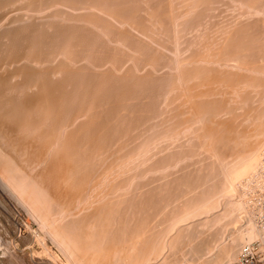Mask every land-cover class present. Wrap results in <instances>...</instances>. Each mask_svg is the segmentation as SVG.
I'll return each instance as SVG.
<instances>
[{
    "label": "rangeland",
    "instance_id": "374dc122",
    "mask_svg": "<svg viewBox=\"0 0 264 264\" xmlns=\"http://www.w3.org/2000/svg\"><path fill=\"white\" fill-rule=\"evenodd\" d=\"M76 0H74L75 2ZM81 1V0H80ZM79 1V6L78 7H82V4L85 2V0L81 1L83 3H81ZM92 1V0H91ZM93 1H97V0H93ZM92 1V2H93ZM101 1V2H100ZM104 1V2H103ZM120 1V3H119ZM126 1V2H125ZM135 1V2H134ZM111 0L110 1H105V0H99V2L96 3L93 2L91 4L90 0L86 1L88 2V6H86V4L83 5V14L85 15L83 17V23H81V26L84 27L86 30H84V28L81 30V33L83 34V41L85 42L84 46L88 47V42L86 43V41H88L90 38V41L94 40V42H90L93 43L91 44V47L89 45V50L88 48H84L87 53L91 52V55L86 54V51L83 49L82 52L78 53L77 59L79 60L81 56V54L83 55V58L80 59L82 60L81 62L84 64H82V69L78 70L76 72V74H74L73 76H71L69 79L71 80H67V84L65 85V88L63 90V92L65 93H69L70 95V99H74L76 96L78 97L81 93V96L83 97H76L75 98V102L73 101L72 103H68L70 105L65 106L66 108H68V119L69 117L72 118L70 115V112L73 113L75 112L73 110V112L70 110L72 107H78L76 104L78 103L77 101H80L79 99L82 98V103H78V105H86V103H84L85 101L87 102L88 99V103H90V105H87L88 107H91L89 109L87 106H85L84 108L80 107L81 109H83V111L86 112V110H89L88 113H85V115H83V119L89 120V121H84L83 123H87L85 125H83V129L85 130V133L83 135L84 138H80V140L82 142L85 143H80L78 141V138L75 137L73 138L75 140V144L76 139L78 141V145H81L84 147L85 144L86 147L78 148L81 149L80 151L75 147L72 146V149L69 145H74L73 142L74 140L71 138H67L66 137V143L67 141L69 145H67L70 149H68V151L65 150L63 151L64 154L65 151L67 152V154H72V156H75V158L79 159L80 165L82 166L84 163V165L82 166V172L80 173L81 175H75L73 176L74 181H72L73 184L72 188L75 187L76 192H77V187L79 188V185L81 187V191L83 192H79L78 195H76V192L73 190L71 191V195L67 194L68 192H70V190L68 191L69 188H71V185L67 186V188L65 186L64 187V191H67L65 194H63V192L60 190L61 188H57L55 185V170H56V174H57V166L61 165V157L64 155L62 153V151L60 150L61 155L58 151V149H55V152H52V155L50 153V157L49 155L46 157V159L43 161H39L36 160L37 162H35L34 164H31L29 162V160L27 159V157L25 156L28 153V158L29 154H32V152L34 151H30L26 150L28 152H26V154L24 155L25 152H22L23 154H20L21 157L18 155V153H16L15 151H11V149L7 148L6 146H4V143L6 145V142L4 140H2L0 138V151L1 153H3V155L5 154L7 159H11L15 156H19V157H15L14 160L11 159V161H13V163H8L7 166H9L10 164V168L7 166L3 167L0 166V175H2L0 178L2 180L1 183L4 182L5 185H7L6 187H3L4 184H0V237L2 239V248H0V264H183L185 263H189V264H206L207 260L210 264H213L214 262L218 261L219 259H221V257L223 255V251L225 250L224 247L226 248L229 244L232 247L235 246L236 248V254L240 251L239 247H242L241 245L249 242L252 240L253 238V231L249 230V229H245V227L242 225V221L239 219V212L241 210V205L237 202L238 200L237 195H243L244 194V183L247 182H253L252 175H254L258 170L261 169L262 164H263V158H264V0H210V2H208L209 0H187V2L184 0ZM144 1V2H143ZM149 2V4L147 2ZM156 1V2H155ZM158 1V2H157ZM166 3L165 5H168L165 7V5L163 4L164 2ZM173 1V2H172ZM201 1V2H200ZM204 1V2H203ZM247 1V2H246ZM103 2V4H102ZM141 4H140V3ZM146 2V3H145ZM162 3V4H158V3ZM185 4H184V3ZM206 2V3H205ZM260 2V3H259ZM95 3V4H94ZM109 3V4H108ZM125 5H124V4ZM136 3V4H135ZM180 3V4H179ZM198 3V4H197ZM202 3V4H201ZM254 5H253V4ZM258 3V4H257ZM91 4V6H90ZM99 4V6H98ZM114 4V5H113ZM123 4V5H122ZM146 4V5H144ZM197 4V5H196ZM209 4V5H208ZM245 4L247 6H245ZM81 5V6H80ZM92 5H96L98 10L96 9L95 6V10L93 11ZM104 5V7H103ZM112 5V6H111ZM116 5V6H115ZM127 5V6H126ZM130 5V6H129ZM134 5V6H133ZM139 5V8H138ZM202 5V6H201ZM252 9H251V7ZM100 6L103 7L104 10L101 11ZM107 6V7H106ZM119 8H118V7ZM126 6V7H125ZM129 6V8H128ZM137 6V7H136ZM146 6V8H145ZM148 6V7H147ZM163 6V7H161ZM176 6V7H175ZM263 6V8H261ZM88 7V9L86 8ZM91 7V9H89ZM135 7V8H134ZM154 9H153V8ZM158 7V8H157ZM113 8V9H112ZM127 8V9H126ZM142 8V10H141ZM148 8V10H147ZM157 10H156V9ZM169 10H168V9ZM173 8V9H172ZM176 8V9H175ZM261 8V9H259ZM91 10L90 13H88V11ZM109 9V10H108ZM112 9V10H110ZM122 9V10H121ZM167 9V10H166ZM258 9V10H257ZM85 10V11H84ZM108 12H104V11ZM127 10V12H126ZM133 10V11H132ZM137 10V11H136ZM156 10V11H155ZM177 10V11H176ZM87 11V13H86ZM96 11V12H95ZM109 11L111 12V14H109ZM118 11V12H117ZM123 11V12H122ZM146 11H149V13L147 14ZM155 11V12H154ZM167 11V12H166ZM249 11V12H248ZM253 11V12H252ZM259 11V12H258ZM132 12V13H131ZM170 12V13H169ZM179 12V13H178ZM94 13H96V17H98L99 19H96L94 15ZM101 13V14H100ZM107 13V14H106ZM115 13H120L118 17H116L117 15H115ZM151 13V14H150ZM161 13V15H160ZM163 13V15H162ZM167 13V14H166ZM247 13V14H246ZM250 13V14H248ZM253 13V14H251ZM88 14H91L88 16ZM135 14V16H134ZM139 14V15H138ZM177 14V15H176ZM233 14V15H231ZM236 14V16H235ZM239 14V15H238ZM245 14V16H244ZM87 15V16H86ZM98 15V16H97ZM111 15V16H110ZM115 15V17H114ZM152 15V16H151ZM166 17H165V16ZM170 15V16H169ZM172 15V16H171ZM179 15V16H178ZM252 15V16H251ZM257 15H259V17H257ZM263 15V16H262ZM101 19H100V17ZM103 16V18H102ZM108 16V17H107ZM120 16L122 19H120ZM136 16H140L138 18H136ZM150 16V17H148ZM163 16V17H162ZM235 16V17H234ZM248 16V17H247ZM88 17V19H86ZM114 17V20H113ZM162 17V19L160 18ZM177 17V18H176ZM233 20H232V18ZM239 17V18H238ZM244 17H246L244 19ZM89 18H91L89 20ZM94 18V20H93ZM107 18V19H106ZM147 18V19H146ZM151 18V19H150ZM156 18V19H155ZM173 18V19H172ZM198 18V19H197ZM263 18V19H262ZM85 19V20H84ZM102 22V20H104ZM117 19V20H116ZM126 19H128L126 21ZM130 19V20H129ZM170 19V20H169ZM197 19V20H196ZM239 19V21L237 20ZM259 19H261V21H259ZM87 20V22H86ZM92 20V21H91ZM96 20V21H95ZM107 20V21H106ZM110 20V21H108ZM122 20H124V22H122ZM157 20V21H156ZM169 20V21H168ZM178 20V21H177ZM196 20V21H195ZM231 22H230V21ZM237 20V21H236ZM241 20V21H240ZM256 20L259 25L257 24ZM90 21V22H89ZM95 21V22H94ZM100 21V22H99ZM112 21L113 24L109 25L110 22ZM145 21V22H144ZM148 21V22H147ZM155 21V22H154ZM175 21V22H174ZM236 24H235V22ZM243 21V22H242ZM246 21V22H245ZM103 25H102V23ZM109 22V24H108ZM131 22V23H130ZM234 22V23H232ZM256 22V23H255ZM262 22V23H261ZM98 23V24H95ZM107 23V24H106ZM123 25H122V24ZM125 23V24H124ZM134 23V24H133ZM141 23V24H140ZM154 23V25H153ZM171 23V24H170ZM173 23V24H172ZM178 23V24H177ZM230 23V24H229ZM238 23H242V24H238ZM249 23V25L247 24ZM255 23V24H254ZM91 24V25H89ZM129 24V25H128ZM133 24V25H132ZM146 24V25H145ZM152 24V25H151ZM170 24V26H169ZM247 24V26H245ZM252 24V26H251ZM254 24V25H253ZM101 25V26H99ZM107 27H106V26ZM113 25V26H112ZM151 25V26H150ZM234 27H232V26ZM88 26V28H87ZM110 26L112 28H110ZM115 26H119V27H115ZM130 26V27H129ZM153 26V27H152ZM166 26V28H165ZM168 26H169V34L167 32L168 30ZM243 26V27H242ZM259 26V27H258ZM263 26V27H261ZM99 27V28H98ZM106 27V30L105 28ZM147 27V28H146ZM242 27V28H241ZM247 27H249L247 29ZM258 27V28H256ZM90 28V31H89ZM94 28V30H93ZM96 28V29H95ZM108 28L112 29V33L111 30H109ZM116 28V29H115ZM132 30H131V29ZM139 28V29H138ZM151 28V29H149ZM152 28L154 30H152ZM251 28V29H250ZM254 28V29H252ZM88 29V30H87ZM136 31H135V30ZM230 29V30H228ZM250 29V30H249ZM258 29V30H257ZM93 30V31H92ZM115 30V31H114ZM120 30V31H119ZM125 30V32H124ZM141 32H140V31ZM147 30V32H146ZM239 32H238V31ZM249 30V31H248ZM254 30V31H252ZM258 33V35L255 33ZM95 31V32H94ZM104 31V32H103ZM166 31V32H165ZM173 31V32H172ZM244 31V32H243ZM251 31V32H250ZM84 32V33H83ZM88 32L91 34H88ZM92 32V33H91ZM100 33V38L99 35L97 33ZM107 32V33H106ZM116 32V33H115ZM120 34H119V33ZM122 32V34H121ZM129 32V33H128ZM136 32V33H135ZM143 32V33H142ZM172 32V33H171ZM235 34H234V33ZM249 32V33H248ZM254 32V33H253ZM261 32V33H260ZM87 34L86 39L88 38V40H85V35ZM94 33L95 36H94ZM103 33V34H102ZM105 33V34H104ZM118 33V34H117ZM140 33V34H139ZM146 33V34H145ZM149 33V34H148ZM171 33V34H170ZM246 33V34H245ZM71 34H76L78 35V33H73V31L71 32ZM81 34V35H82ZM85 34V35H84ZM112 34V35H111ZM144 34V35H143ZM241 34V35H240ZM245 34V35H243ZM247 34L249 36H247ZM253 34V35H252ZM256 34V36L254 35ZM261 34V35H260ZM80 34L78 36H81ZM110 35V37H109ZM124 35V36H123ZM138 35V36H137ZM142 35V36H141ZM148 35V36H146ZM168 35V36H167ZM251 35V36H250ZM90 36V38H89ZM103 38H102V37ZM124 38H123V37ZM130 36H132L130 38ZM240 39H239V37ZM243 36V37H242ZM263 36V37H262ZM82 37V36H81ZM95 37V38H94ZM114 37V38H113ZM120 37V38H119ZM128 37V38H127ZM252 37V39H251ZM255 37V38H254ZM98 38V39H97ZM105 38V39H104ZM130 38V40H129ZM133 38V39H132ZM101 39V40H100ZM119 39V40H118ZM126 39V40H124ZM132 39V40H131ZM137 39V41H136ZM139 39V40H138ZM237 39V40H236ZM250 39V40H249ZM257 39V40H255ZM97 40V42H96ZM109 40V41H108ZM110 40H113V42ZM116 40V41H115ZM118 40V41H117ZM144 42V44L142 43V41ZM234 40V41H233ZM250 42H248V41ZM252 40V41H251ZM104 41V43H103ZM121 41V42H120ZM128 41V42H127ZM133 41V42H132ZM141 41V42H140ZM148 41V42H147ZM224 41V42H223ZM237 41V42H236ZM242 41V42H241ZM257 41V42H256ZM83 42V44H84ZM115 42V43H114ZM117 42V43H116ZM236 42V43H235ZM253 42V44H252ZM89 43V44H90ZM97 43V46H95ZM127 43V44H126ZM132 43V44H131ZM135 43V44H134ZM245 43V44H243ZM250 43V44H249ZM95 44V45H94ZM106 44V45H105ZM112 44V45H111ZM114 44V45H113ZM129 44V45H128ZM135 46H134V45ZM138 44V45H137ZM148 44V45H147ZM235 46H232V45ZM237 44V45H236ZM243 44V45H242ZM93 45V46H92ZM104 45V46H103ZM128 45V47H127ZM131 45V46H130ZM134 46V49L133 46ZM142 45V46H141ZM146 45V46H145ZM230 45V46H229ZM239 45V46H238ZM247 45V46H245ZM253 45V46H251ZM261 45V46H260ZM95 46V48H94ZM114 46V47H113ZM119 46V47H118ZM137 46V47H136ZM140 46V47H139ZM145 46V47H144ZM167 46V48H166ZM223 46V48H222ZM241 46V47H240ZM251 46V47H250ZM260 46V47H258ZM105 47V48H104ZM113 49V50H111ZM118 47V49H116ZM132 47V48H130ZM256 47V48H255ZM95 49L92 50L91 49ZM99 48V49H98ZM109 48V49H108ZM120 48V49H119ZM139 48V49H138ZM147 48H149L147 50ZM244 48V49H243ZM101 49V50H100ZM115 49V50H114ZM138 49V50H137ZM141 49V50H140ZM241 49V50H240ZM261 49V50H260ZM105 52H100L102 51ZM108 50V51H107ZM124 50V51H123ZM145 50V51H144ZM230 50V51H229ZM237 50V51H236ZM97 51V52H96ZM139 51V52H138ZM148 51V52H147ZM262 51V52H261ZM71 52V51H70ZM68 53V58L70 59V55L73 53ZM95 52V53H94ZM150 52V53H149ZM160 54H159V53ZM252 52V53H251ZM81 53V54H80ZM101 53V54H100ZM107 53V54H106ZM117 53V54H115ZM126 53V54H125ZM131 53V54H129ZM145 53V54H142ZM149 53V54H146ZM153 53V54H152ZM71 55V57L74 59V57L76 58L75 55ZM94 54V55H93ZM105 54V56H104ZM120 54V55H119ZM128 54V55H127ZM158 54V56H157ZM163 54V55H162ZM249 54V55H248ZM257 54V55H255ZM101 57H99V56ZM132 55V56H130ZM91 56V58H90ZM95 56V57H93ZM104 56V57H103ZM125 56V57H124ZM129 56V57H128ZM161 56V57H160ZM232 56V57H231ZM239 56V57H238ZM241 56H244L243 58H241ZM248 58H247V57ZM261 56V57H260ZM80 57V58H79ZM103 57V58H102ZM113 57V58H112ZM118 57V58H117ZM121 57V59H120ZM124 57V58H123ZM246 57V58H245ZM71 58V59H72ZM99 60H98V59ZM110 58V59H108ZM132 58V59H131ZM252 58V59H251ZM256 58L259 60H256ZM85 59V60H84ZM89 61H88V60ZM104 60V64H103V60ZM112 59V60H111ZM114 59V60H113ZM123 59H125L124 61L127 63H125L123 61ZM261 59V61H260ZM120 60V61H119ZM251 60V61H250ZM254 60V61H253ZM256 60V61H255ZM99 61V62H98ZM102 63H101V62ZM109 61H110V65H109ZM115 61V62H114ZM119 61V64H118ZM124 62V64L122 65L120 62ZM249 61V62H248ZM92 62V63H91ZM98 63V64H97ZM100 63V64H99ZM130 63V64H129ZM255 63V64H254ZM260 63V64H259ZM90 68V69H86L84 67L85 66ZM97 64V65H96ZM245 66H244V65ZM258 64V65H257ZM102 65V66H101ZM121 65V66H120ZM256 65V66H255ZM84 66V67H83ZM90 66V67H89ZM94 66V67H93ZM97 66V67H96ZM108 66V67H107ZM110 66V68H109ZM119 66V67H118ZM254 66V67H253ZM100 67V68H99ZM121 67V68H120ZM244 67V68H243ZM250 67V68H249ZM128 68V70H127ZM95 69V70H94ZM101 69V70H100ZM107 69V71H106ZM124 71H122V70ZM131 69V70H130ZM243 71H242V70ZM263 69V70H262ZM112 70V72H111ZM119 70V71H118ZM251 70V72H250ZM85 71V72H82ZM95 71V72H94ZM97 71V72H96ZM103 71H106L105 73ZM116 71V72H115ZM246 71V72H245ZM80 72V73H79ZM94 76H92V73ZM128 72V73H127ZM130 72V73H129ZM83 73V74H82ZM98 73V74H96ZM112 75V78L110 77V75ZM119 73V75H118ZM125 73V74H124ZM144 73V74H143ZM81 74V76H80ZM96 74V75H95ZM106 74V75H105ZM118 75V77L120 78H116V76ZM148 74V75H147ZM235 74V75H234ZM252 74V75H251ZM260 74V75H259ZM76 75V76H75ZM84 75V76H82ZM90 75V76H88ZM98 75L101 77V79H99L100 77H98ZM125 75V76H124ZM129 75V76H128ZM241 75V76H240ZM97 76V77H95ZM107 76V77H105ZM131 76V77H130ZM146 76V77H145ZM152 76V77H151ZM75 77V78H74ZM77 77V78H76ZM80 77V78H79ZM82 77V79H81ZM87 77V78H86ZM91 77V79H90ZM95 77V79H93ZM126 77V78H125ZM135 77V79H134ZM150 77V78H149ZM156 77V78H155ZM79 78V79H78ZM114 78V79H113ZM116 78V79H115ZM123 78V79H122ZM142 78V80H141ZM148 78V79H147ZM160 78V79H158ZM162 78V79H161ZM231 78V79H230ZM62 79V76H56L55 77V81H60ZM76 79V81H74ZM81 79V81H80ZM84 79V80H83ZM88 79V80H87ZM90 79V81H89ZM98 79V80H97ZM104 79V80H103ZM130 79V82H129ZM157 81H156V80ZM239 79V80H238ZM86 80V81H85ZM100 80V81H99ZM109 80V81H108ZM111 80V81H110ZM115 80V81H114ZM119 80V81H118ZM137 80V81H135ZM160 80V81H159ZM238 80V83L237 81ZM243 80V81H242ZM69 83L71 84H68ZM96 81V82H95ZM106 81V82H105ZM114 81V82H113ZM127 84H126V82ZM232 81H234V84L232 83ZM246 81V82H245ZM249 81V82H248ZM74 82V83H73ZM76 82H78L79 84H77ZM87 82V85H86ZM90 82V83H89ZM93 82V83H92ZM121 82V83H120ZM125 82V83H124ZM136 82V84L134 83ZM139 82V84H138ZM141 82V83H140ZM146 82V83H145ZM260 82V83H259ZM81 83V85H80ZM89 83V85H88ZM100 83V84H99ZM103 83V84H102ZM110 83V84H108ZM112 83V84H111ZM118 83V84H117ZM131 83V84H129ZM75 84V85H74ZM91 84V85H90ZM93 84V85H92ZM98 84V85H97ZM122 84V85H121ZM129 85L126 86V85ZM139 86H138V85ZM141 84V85H140ZM144 84V86L142 85ZM158 84V85H157ZM232 84V86H231ZM70 85V86H67ZM80 85V86H79ZM84 85V86H82ZM96 85V86H95ZM100 85V87H98ZM107 85V86H106ZM109 85V86H108ZM124 85V87H123ZM154 85V86H153ZM249 85V86H248ZM258 85V86H257ZM80 89H83L79 90ZM94 88H93V87ZM102 86V87H101ZM104 86V87H103ZM135 86V88H134ZM149 86V87H148ZM68 87V88H67ZM83 87V88H82ZM92 87V88H91ZM116 87V88H115ZM121 87V88H120ZM132 87V88H131ZM137 87V88H136ZM140 87V90H139ZM152 87V89L150 88ZM156 87V89H155ZM160 87V88H158ZM236 87V88H235ZM251 87V88H250ZM67 88V89H66ZM70 88H73L70 90ZM76 88V90H75ZM91 88V91L90 89ZM97 88V91H96ZM115 88V89H114ZM127 88V90L125 89ZM142 88V89H141ZM163 88V89H162ZM234 88V89H233ZM243 88V89H242ZM111 91H110V90ZM120 89V90H119ZM125 91H123V90ZM133 89V90H132ZM137 89V90H136ZM146 89V90H145ZM240 89V90H239ZM87 90V91H86ZM94 90V91H93ZM99 90L101 91L99 93ZM108 92H106V91ZM114 90L116 92H114ZM118 90V91H117ZM132 90V91H131ZM144 90V91H143ZM151 90V91H150ZM158 90V91H156ZM239 90V91H238ZM260 90V91H259ZM67 91V92H66ZM71 91V92H69ZM75 91V92H73ZM77 91V93H76ZM79 91V92H78ZM91 94H93L91 96V94L89 95V92ZM103 91V92H102ZM124 93H123V92ZM130 91V92H129ZM135 91V92H134ZM148 91V92H147ZM156 92L153 94V92ZM243 91V92H242ZM83 92V93H82ZM93 92H96L95 94ZM114 92V93H113ZM129 92V93H128ZM131 92L133 93V96L131 95ZM147 92V94H146ZM160 92V93H159ZM162 92V94H161ZM263 92V93H262ZM77 95H76V94ZM79 93V94H78ZM111 93H113V95L111 96ZM123 96H121L120 94ZM126 93V94H125ZM135 93V94H134ZM145 93V94H143ZM149 93V94H148ZM151 93V94H150ZM253 93V94H252ZM75 94V95H74ZM82 94H87V95H82ZM100 96V98L102 97V99H100L98 97V95ZM104 94V95H103ZM106 94V95H105ZM110 94V95H109ZM130 94V95H129ZM143 94V95H142ZM156 94V95H155ZM157 94H159L160 96H158ZM256 94V95H255ZM73 95V96H72ZM115 95V96H114ZM118 95V96H116ZM126 95L128 97H126ZM149 95V96H148ZM155 95V96H154ZM192 95V96H191ZM233 95V96H232ZM261 95L263 97H261ZM88 96L92 97V101L89 102L91 100V97L88 98ZM111 96V98L109 97ZM139 96V98L137 97ZM154 96V97H153ZM158 96V97H156ZM191 96V97H190ZM245 96V97H244ZM87 97V98H86ZM104 97H108L106 99H104ZM114 97V98H112ZM115 97L117 98V100L115 99ZM120 102L119 101V98ZM126 99L123 100V98ZM142 97V98H141ZM156 97V98H155ZM261 99H260V98ZM86 98V99H85ZM94 98V99H93ZM100 100H99V99ZM110 98V99H109ZM135 98V100H134ZM191 98V99H190ZM251 98V99H250ZM77 99V101H76ZM85 99V100H84ZM90 99V100H89ZM104 99V100H103ZM128 99L130 101H128ZM133 99V101H132ZM138 101H137V100ZM151 99V100H150ZM158 99V100H157ZM161 99V100H160ZM255 99V100H254ZM69 100V99H68ZM94 100V101H93ZM98 100V101H97ZM108 100L109 103H108ZM127 100V101H126ZM142 100V101H140ZM195 100V101H194ZM203 100V101H201ZM80 101V102H81ZM112 101V102H111ZM116 101V103H115ZM145 101V102H144ZM154 103H153V102ZM155 101L158 102V104L156 105ZM164 101V102H163ZM263 103H262V102ZM96 102V103H95ZM102 102V103H101ZM114 102V103H113ZM125 102V103H124ZM129 102V103H128ZM152 102L150 105L149 103ZM164 103L162 105V103ZM217 102V103H215ZM255 102V103H254ZM95 103V104H94ZM110 103H113L112 105H110ZM120 103V104H118ZM123 105H122V104ZM133 103V104H132ZM145 105H144V104ZM205 103V104H204ZM250 103V105H249ZM98 104V105H97ZM101 104L102 107H104L105 111L103 110V108H101ZM154 106H153V105ZM204 104V105H203ZM253 104V105H252ZM261 104V105H260ZM72 105V106H71ZM75 105V106H73ZM79 105V106H80ZM93 105L98 106L96 108V106L93 107ZM104 105V106H103ZM109 106V110L113 113H111L106 107ZM116 108H115V106ZM118 105V106H117ZM126 107H125V106ZM129 105V106H128ZM131 105V106H130ZM134 105V106H133ZM137 105V106H136ZM142 105V106H141ZM152 105V106H151ZM70 109H69V107ZM100 106V107H99ZM145 106V108H144ZM151 106V107H150ZM76 107L74 109H76ZM112 107V108H110ZM124 107V108H123ZM141 107V108H140ZM150 107V108H149ZM164 107V108H163ZM121 109V110H117V109ZM123 108V109H122ZM127 108V109H125ZM133 108V109H132ZM138 108V109H137ZM140 108V110H139ZM143 108V109H142ZM148 108V109H147ZM155 108V109H153ZM73 109V108H72ZM80 109V110H81ZM98 109V110H97ZM112 109V110H111ZM157 109V110H156ZM191 109H193L191 111ZM79 110V108H77V111ZM95 110V111H93ZM100 110V111H99ZM129 110V111H126ZM229 110V111H228ZM236 110V112H235ZM259 110V111H258ZM67 111V109H66ZM77 111L75 112V114L77 116H79V113H77ZM94 113H93V112ZM103 111V113H102ZM156 111V112H154ZM163 111V112H162ZM165 111V112H164ZM215 111V112H214ZM82 112V111H81ZM80 112V114H81ZM90 112L92 114V117H90ZM96 112H99L101 114H96ZM109 112L111 113L110 115ZM114 112H117L116 114H114ZM122 112V115L121 113ZM131 112V113H130ZM148 112V113H147ZM190 112V113H189ZM198 112V113H197ZM83 113V112H82ZM126 113V114H125ZM150 113V114H149ZM105 114V116L107 117V119H105L106 117H103ZM107 114V115H106ZM120 114V115H119ZM141 114V115H140ZM154 114V115H153ZM192 114V115H191ZM213 114V115H211ZM230 114V116L228 115ZM74 114H72L73 116ZM89 116V117H85V116ZM95 115V116H93ZM99 115V117L97 116ZM116 115V116H115ZM128 115V116H127ZM131 115V116H130ZM136 115L138 117H136ZM145 115V116H144ZM153 115V116H152ZM158 115H161L158 116ZM166 117H165V116ZM194 115V116H193ZM220 115V116H219ZM222 115V116H221ZM227 115V116H226ZM75 116V115H74ZM75 116V117H77ZM112 122H111V119ZM121 117L120 121L118 119V117ZM141 116V117H140ZM143 116V117H142ZM148 116V117H147ZM158 116V118L156 119V117ZM193 116V117H192ZM216 116V117H215ZM258 116V117H257ZM74 117V118H75ZM98 119H97V118ZM103 117V118H101ZM115 117V119H114ZM123 117V118H122ZM132 117V119H131ZM135 117V118H134ZM150 117H152L150 119ZM230 117V119H229ZM91 118H93V120H91ZM134 118V119H133ZM140 118H146L141 120ZM155 118V119H154ZM165 118V119H164ZM214 118V119H213ZM97 119V120H96ZM102 119V120H100ZM110 121H109V120ZM114 119V121H113ZM118 119V121L116 120ZM129 119V121H128ZM170 119V120H169ZM250 119V120H249ZM95 120V122H94ZM105 120V121H104ZM108 120V122H107ZM116 120V121H115ZM124 120V121H122ZM131 120V121H130ZM133 120V122H132ZM136 120V122H135ZM138 120V121H137ZM155 122H154V121ZM70 121V119L68 120ZM73 121V118H72ZM71 121V122H72ZM83 121V120H82ZM101 123L99 125V123ZM101 121V122H100ZM145 123H144V122ZM150 121V122H149ZM153 121V122H152ZM160 121V122H159ZM211 121V122H210ZM214 121V122H213ZM248 121V122H247ZM256 123H254V122ZM76 121L74 120V123ZM92 122V124H91ZM120 125H116V123ZM121 122V123H120ZM131 122V123H130ZM152 122V123H151ZM158 122V123H157ZM169 122V123H168ZM90 123V124H89ZM106 123V124H103ZM115 123V124H114ZM123 123V124H122ZM141 123V125H140ZM150 123L152 126H150ZM156 123V124H155ZM160 123V124H159ZM167 123V124H166ZM211 123V124H210ZM261 123V124H260ZM70 124V122H69ZM77 124V123H75ZM94 124H98L95 126V130L93 129ZM114 124V125H113ZM133 124V125H132ZM136 124V125H135ZM146 124V125H143ZM263 124V125H262ZM0 125L3 129V137L7 139V135L12 136L10 133H6L9 132V129L7 128V125L2 124L0 122ZM5 130H4V127ZM89 125V126H88ZM105 125V126H104ZM107 125V126H106ZM112 125V127H111ZM123 125V126H122ZM127 125V126H126ZM140 125V126H139ZM148 125V126H147ZM156 125V126H155ZM160 125V126H159ZM174 125V126H172ZM262 125V126H261ZM86 126V127H85ZM92 126V127H90ZM99 126V127H98ZM104 126V127H103ZM109 126V127H108ZM119 126V127H118ZM126 126V127H125ZM133 126V127H132ZM143 126V127H142ZM173 129H172V127ZM212 126V127H210ZM224 126V127H223ZM99 129H97V128ZM108 128V132L107 129L105 131V128ZM115 127V128H114ZM128 127V128H127ZM138 127V128H137ZM147 127V128H146ZM159 127V128H156ZM163 127V128H161ZM166 127V128H165ZM170 127V128H169ZM90 128L91 133L94 137H90V133L88 134L87 137V133L90 132ZM104 128V129H102ZM119 128V129H118ZM156 128V130H155ZM256 128V129H255ZM8 129V131H7ZM82 129V131H83ZM102 130V134L98 132H100ZM113 129V130H111ZM124 129V130H122ZM129 129V130H128ZM137 129V130H136ZM169 129V130H168ZM218 129V130H217ZM258 129V130H257ZM1 130V129H0ZM104 130V131H103ZM118 130V131H117ZM143 130V131H142ZM151 130V132H150ZM154 130V131H153ZM160 130V132H159ZM162 130V131H161ZM88 131V132H87ZM113 131V132H112ZM117 131V132H116ZM131 131V132H130ZM177 131V132H176ZM87 132V133H86ZM119 132V134H118ZM124 134H121L123 133ZM136 132V133H134ZM141 132V134L139 133ZM173 132V135H172ZM7 135H6V134ZM82 133V132H81ZM106 133V134H105ZM116 133V134H115ZM129 133V134H128ZM133 133V134H131ZM184 133V134H183ZM237 133V135H236ZM98 134V135H95ZM112 136H110V135ZM114 134V137H113ZM121 134V135H120ZM145 134V135H144ZM149 134V135H147ZM154 134V135H153ZM157 134V135H156ZM171 134V135H170ZM183 134V135H181ZM222 134V135H221ZM102 135V138H101ZM104 135L106 138H104ZM109 135V136H108ZM131 135V136H129ZM161 135V137H160ZM220 135V136H219ZM235 135V136H234ZM241 135V136H240ZM257 135V136H256ZM8 136V139L10 138ZM98 136V137H97ZM100 136V137H99ZM109 138H108V137ZM151 136L154 138L152 139ZM166 136V137H164ZM175 138H173V137ZM239 136V137H238ZM255 136V137H254ZM260 136V137H259ZM1 137V136H0ZM80 137V136H78ZM82 137V135H81ZM130 139H128V138ZM138 137V138H137ZM147 137V139H146ZM150 137V138H149ZM157 137V138H156ZM160 139H159V138ZM220 137V138H219ZM237 140H236V138ZM259 137V138H258ZM63 138V135H62ZM89 142V147L87 146L86 140ZM89 138V139H88ZM92 138V139H91ZM96 138V139H95ZM109 140H108V139ZM112 138V140L110 139ZM115 138V140H114ZM132 138V139H131ZM136 138V139H135ZM144 140H143V139ZM184 138V139H183ZM234 138V139H233ZM246 138V139H244ZM258 138V139H257ZM68 139V140H67ZM72 143H71V141ZM92 141H91V140ZM107 139V140H106ZM125 139V140H123ZM135 139V140H134ZM150 139V140H149ZM151 139L153 140V142L151 141ZM164 139V140H163ZM230 139V141H228ZM248 139V140H247ZM123 140V142H121ZM139 140V141H138ZM155 140V141H154ZM246 140V142H245ZM91 141V142H90ZM95 141V142H94ZM100 141V142H99ZM105 141V142H104ZM112 143H111V142ZM131 141V142H129ZM133 141V142H132ZM150 141V142H149ZM158 141V142H157ZM176 141V142H174ZM248 141V142H247ZM94 144H93V143ZM96 142H99L98 145ZM103 144H102V143ZM108 142V144H107ZM110 142V144H109ZM116 144H115V143ZM135 142V144H134ZM138 142V143H137ZM144 142V143H143ZM147 142V143H146ZM152 142V143H151ZM156 142V143H155ZM178 142V143H177ZM214 142V143H213ZM224 144H223V143ZM228 142V143H227ZM233 142V143H232ZM242 142V143H241ZM131 143V144H130ZM139 143L141 145V147L139 146ZM155 143V144H154ZM159 144V146H157ZM163 143V144H162ZM176 145H175V144ZM231 145H230V144ZM93 144V145H92ZM104 144L106 146H104ZM114 145L117 148L115 149V147L111 146ZM139 146H137V145ZM147 144V145H146ZM150 144V146H149ZM216 144V145H215ZM229 146H227V145ZM2 145V146H1ZM77 145V146H78ZM95 145V147H94ZM100 145V146H99ZM102 145V146H101ZM110 145V146H108ZM121 145V146H120ZM129 145V146H128ZM143 145V146H142ZM155 145L157 147H155ZM182 145V146H181ZM223 145V146H222ZM94 148H93V147ZM131 146V147H130ZM134 146V147H133ZM137 146V148H135ZM145 146L146 149H144L143 147ZM154 148H153V147ZM179 146V147H177ZM234 146V147H233ZM1 147L3 149H1ZM67 147V148H68ZM74 147V148H73ZM89 149H88V148ZM97 147V149H96ZM102 147V148H101ZM115 150H112L113 148ZM122 147V148H121ZM125 147V148H124ZM168 147V148H167ZM170 147V148H169ZM172 147V148H171ZM224 147V148H223ZM7 148V149H5ZM105 148V149H104ZM110 148V149H109ZM119 148V149H118ZM131 148V149H130ZM135 148V149H134ZM143 148V149H142ZM150 148V150H149ZM182 150H181V149ZM219 148V149H218ZM5 149V150H4ZM87 149V150H86ZM92 149V152L91 150ZM94 149V150H93ZM101 153H99L97 155L98 152L97 150H101ZM118 149V150H117ZM125 151H122L124 150ZM137 149V150H136ZM141 149V150H139ZM161 149V150H160ZM166 149V151H165ZM173 149V150H172ZM180 149V151H179ZM234 149V150H233ZM242 149V150H241ZM9 150V151H8ZM72 150L74 152H72ZM106 150V151H105ZM110 151L108 154L107 152ZM112 150V151H111ZM121 150V154H118V152ZM132 150V151H131ZM153 150V151H151ZM158 150V151H157ZM160 150V151H159ZM163 150V151H162ZM172 150V151H171ZM223 150V151H222ZM259 150V151H258ZM54 151V150H53ZM71 151V152H70ZM86 151V152H85ZM91 155H90V153ZM95 151V152H94ZM142 151V152H141ZM157 151V153L155 152ZM178 151V152H177ZM213 151V152H212ZM216 151V152H215ZM236 151V152H235ZM14 152V153H13ZM20 152V151H19ZM30 152V153H29ZM58 152V154H57ZM83 152V153H82ZM85 152V153H84ZM94 152V153H93ZM105 152V154H104ZM133 152V153H132ZM140 152V153H138ZM143 152L146 154H143ZM149 152V153H148ZM151 152V153H150ZM153 152V153H152ZM170 152V153H169ZM212 152V153H211ZM231 152V154L229 153ZM256 152L258 154H256ZM75 155H74V154ZM78 153V154H77ZM81 153V154H79ZM89 153V154H87ZM92 153L94 154L92 156ZM117 153V154H116ZM124 153V154H123ZM129 153V154H128ZM136 153V155H135ZM142 153V154H141ZM155 153V154H154ZM175 153V154H174ZM177 153V154H176ZM183 153V154H182ZM215 153V154H214ZM223 153V154H222ZM253 153V154H252ZM12 154H16L14 156H12ZM83 154V156H81ZM85 154V155H84ZM103 154V156L101 155ZM111 154V155H110ZM126 154V155H125ZM153 154V155H152ZM159 154V155H158ZM165 154V155H164ZM168 156H167V155ZM230 154V155H229ZM261 154V155H260ZM24 155V156H23ZM77 155L79 157H77ZM105 155V156H104ZM109 156V161L106 159L107 156ZM115 155V156H112ZM128 155V156H127ZM139 155V156H138ZM144 155V156H143ZM152 155V156H151ZM163 155V156H162ZM182 157H179V156ZM224 155V156H223ZM227 155V157H226ZM253 157H251V156ZM260 155V156H259ZM31 159H34V155H30ZM33 156V158H32ZM53 156V158H52ZM55 156V157H54ZM60 156V157H59ZM85 156L88 157V159H86L87 163H89V165L86 163V161H84ZM97 156V157H96ZM117 156V157H116ZM124 156V159H123ZM159 156V157H158ZM192 156V157H190ZM212 156V157H211ZM255 156V157H254ZM257 156V157H256ZM262 156V157H261ZM24 157V158H23ZM26 157V158H25ZM58 157L60 158V164L58 162ZM68 158H72L70 155L67 156ZM66 157V158H67ZM90 157H92L90 159ZM105 157V159L102 158ZM112 157V158H111ZM116 159H115V158ZM126 157V158H125ZM128 157V158H127ZM130 157L132 159H130ZM149 157H152L153 159L150 158V160L148 159ZM194 157V158H193ZM197 159H196V158ZM21 158V160H20ZM83 158L84 160L82 161ZM114 158V159H113ZM122 158V159H121ZM141 158V159H140ZM165 161H164V159ZM187 158V159H186ZM191 158V159H190ZM212 158V159H211ZM214 158V159H213ZM244 158V159H243ZM251 158V159H249ZM25 159V160H24ZM47 159L49 160V162H47ZM63 159V157H62ZM81 159V160H80ZM96 159H99V161H95ZM112 159V160H111ZM127 161H126V160ZM140 161H138V160ZM147 159V160H146ZM163 159V160H162ZM215 159L217 160V162H214ZM259 159V160H258ZM16 160V161H15ZM56 162H55V161ZM65 160V157H64ZM63 160V162H64ZM101 160V161H100ZM105 162H104V161ZM116 160V161H114ZM137 160V161H136ZM145 160L144 163H142ZM153 160V161H152ZM157 160V161H156ZM171 160V161H170ZM187 162H186V161ZM192 160V161H191ZM211 160V161H210ZM219 160V161H218ZM248 160V161H246ZM9 161V162H11ZM20 161V163L18 164L19 166L17 167V163ZM24 161V163L22 162ZM26 161V162H25ZM94 163H93V162ZM107 161V163H106ZM114 161V162H113ZM124 161V162H123ZM142 161V162H141ZM150 161V162H149ZM160 161V162H159ZM170 161V162H169ZM181 161V162H179ZM183 161V162H182ZM192 164H191V162ZM234 161V162H232ZM246 161V162H245ZM255 161V162H254ZM259 161V162H258ZM29 162V163H28ZM41 162V163H40ZM44 162V163H43ZM49 163V165L46 163ZM84 162V163H82ZM92 162V163H91ZM98 162V163H97ZM111 162V163H110ZM120 162V163H119ZM152 162H154L153 164H151ZM167 162V163H166ZM169 162V163H168ZM178 162L180 164H178ZM190 162V163H189ZM220 162V164H218ZM239 162V163H238ZM244 162V163H243ZM26 165L28 166H25ZM28 163V164H27ZM82 163V164H81ZM103 163V164H102ZM137 165H136V164ZM157 163V164H156ZM199 163V164H198ZM208 163V164H207ZM215 163V164H214ZM248 163V164H246ZM252 163V165H250ZM255 165H254V164ZM14 164V165H11ZM21 164V165H20ZM23 164V166H22ZM36 164V165H35ZM90 164H91V168L93 170H90ZM100 164V165H99ZM108 165L106 166H102V165ZM119 164V165H118ZM135 164V165H133ZM142 164V165H140ZM167 164V165H166ZM175 164V165H174ZM178 166H177V165ZM188 164V165H187ZM195 164V165H194ZM197 164V165H196ZM218 167H217V165ZM223 164V166H221ZM231 164V165H230ZM245 164V165H243ZM258 164V165H256ZM44 165V166H43ZM53 165V166H52ZM86 165V166H85ZM99 167H96L98 166ZM122 165V166H121ZM150 165V167L148 168V166ZM156 165V166H155ZM160 165V166H159ZM162 165V166H161ZM185 165V166H184ZM187 165V166H186ZM216 165V166H214ZM250 165V168H247V166ZM260 165V166H259ZM39 166V167H38ZM50 166V169H49ZM88 166V169H86ZM95 168H94V167ZM113 166V167H112ZM133 166V167H132ZM138 166V167H137ZM141 166V167H140ZM166 166H169L166 168ZM212 166V167H211ZM241 169H239L240 167H242ZM246 166V167H245ZM252 166V167H251ZM256 166V167H255ZM258 166V167H257ZM15 167V168H14ZM21 167V168H20ZM32 167V169L30 168ZM34 167V168H33ZM86 167V168H85ZM102 167V168H101ZM106 167V168H105ZM130 170H129V168ZM140 167V168H139ZM184 167V169L182 168ZM188 167V168H187ZM204 167V168H203ZM207 167V168H206ZM215 167V168H214ZM230 167V168H228ZM255 167V170L254 168ZM14 168V169H13ZM17 168V169H16ZM26 170H25V169ZM55 168V169H54ZM97 170H94L96 169ZM104 168V169H103ZM135 168V170L133 169ZM142 168V170H140ZM146 168V169H145ZM149 170H148V169ZM170 168V169H169ZM182 170H181V169ZM195 168V169H194ZM209 168V169H208ZM217 168V169H216ZM223 168V169H222ZM249 169V171L247 172L244 171L245 169ZM252 168V169H251ZM5 169V170H4ZM13 169V170H12ZM21 169V170H20ZM35 169V171H34ZM100 169V171L98 170ZM103 169V170H102ZM111 171L109 172L108 171ZM111 169V170H110ZM128 169V170H127ZM156 169H158L157 171H155ZM164 171H163V170ZM169 169V170H168ZM177 169V170H176ZM178 169L179 172L178 173ZM187 171H186V170ZM192 169V170H191ZM194 169V170H193ZM214 169V170H211ZM221 169V171L219 170ZM230 169V170H228ZM23 170V172H21ZM31 170V171H29ZM35 172L33 173L32 172ZM44 170V171H43ZM47 170V171H46ZM105 170V171H104ZM121 170V171H120ZM129 172H127V171ZM132 170V171H131ZM144 170V171H143ZM147 170V171H146ZM152 170V171H151ZM160 170V171H159ZM199 172H198V171ZM218 170V171H216ZM7 171V172H6ZM9 171V172H8ZM18 171V173L16 172ZM37 171V172H36ZM89 173V171L91 172L89 174H85L84 173ZM102 171V172H101ZM117 171V172H116ZM119 171V172H118ZM138 172L136 174V172ZM153 173H151V172ZM171 171V172H170ZM175 171V172H174ZM196 171V172H195ZM205 171V172H204ZM213 171V172H212ZM222 171L223 174H222ZM226 171V172H225ZM239 171H241L239 173ZM242 171L244 173H242ZM14 172V174H13ZM42 172V173H41ZM46 172V173H45ZM54 172V173H52ZM100 172V173H99ZM104 172V173H103ZM108 172V173H107ZM135 172V173H134ZM149 172V173H147ZM161 172V173H160ZM165 172V173H164ZM173 172V173H172ZM183 172V173H182ZM198 172V173H197ZM207 172V173H206ZM208 172H212L209 173ZM218 172V173H217ZM253 172V173H252ZM255 172V173H254ZM11 173V174H10ZM16 173V174H15ZM31 173V174H30ZM97 173V174H96ZM114 173V174H113ZM143 176H142V174ZM147 176H144L146 175ZM189 173V174H187ZM193 173V174H192ZM205 173V174H204ZM6 174V175H5ZM9 174V175H8ZM22 174V175H21ZM31 175V177L28 176ZM37 174V175H36ZM50 174V176H49ZM101 174V175H100ZM103 174V175H102ZM135 174V176H133ZM149 174V176H148ZM153 174V175H152ZM170 174V175H169ZM176 174V175H175ZM182 174V175H181ZM197 174V175H195ZM201 174V175H200ZM207 174V175H206ZM225 174V175H224ZM238 176H236V175ZM252 174V175H250ZM53 177H52V176ZM89 175V179L88 178ZM92 175V176H91ZM96 175V178L95 176ZM108 175V176H107ZM114 175V176H113ZM127 177H126V176ZM137 175V176H136ZM160 175V176H159ZM174 175V177H173ZM196 177H195V176ZM215 175V177L213 176ZM223 175V177H221ZM12 176V177H11ZM28 176V177H27ZM34 176V178H33ZM57 176V175H56ZM77 176V177H76ZM85 176V177H84ZM87 176V177H86ZM91 176V177H90ZM101 176H103L101 179ZM113 176V177H112ZM124 176V177H123ZM129 176L130 179H129ZM139 176V177H138ZM141 176V177H140ZM165 176V177H163ZM172 176V177H171ZM188 176L190 177L188 180ZM198 177V183L197 180ZM198 176V177H197ZM203 178H202V177ZM221 178H220V177ZM240 176V178H239ZM247 176V177H246ZM249 176V177H248ZM251 176V177H250ZM5 177V178H4ZM7 177V178H6ZM46 177V178H45ZM84 177V182H82L83 179H81V182L78 184L77 180H80V178ZM109 177V178H107ZM123 179L122 181L120 180V178ZM135 177V180H133ZM144 177V179H143ZM149 177V178H148ZM179 177V180H178ZM205 177V178H204ZM210 177V178H208ZM233 177H234V181H233ZM244 177V178H243ZM15 178V179H14ZM19 178V179H18ZM27 178V179H26ZM77 178V179H76ZM111 178V179H110ZM139 178V179H138ZM158 180V182L156 181V179ZM168 178V179H166ZM175 178V179H174ZM182 178V179H181ZM185 178V179H184ZM194 178V179H193ZM208 178V179H207ZM213 180H212V179ZM229 178V179H228ZM236 178V181H235ZM239 178V179H237ZM8 179V180H7ZM10 179V180H9ZM23 179V180H21ZM26 179V180H25ZM32 179V180H30ZM43 179L47 180L44 181ZM76 179V180H75ZM87 179V180H85ZM100 179V180H99ZM110 179V180H109ZM125 179V180H124ZM164 179V180H163ZM170 179V180H169ZM173 179V180H172ZM200 179V180H199ZM206 179V180H205ZM217 179V180H216ZM250 179V180H249ZM7 180V181H6ZM18 180V181H16ZM30 180V181H29ZM43 180V181H42ZM91 180V181H90ZM119 180V182H118ZM129 182H128V181ZM132 180V181H130ZM140 180V182H139ZM167 180V181H166ZM169 180V181H168ZM173 182H172V181ZM184 183H182L183 181ZM191 180V181H190ZM195 180V181H194ZM203 180V181H202ZM216 180V181H215ZM224 180V181H223ZM244 180V181H243ZM35 181V183H34ZM50 181V182H49ZM76 181V182H75ZM87 181V182H86ZM101 181V182H100ZM116 181V182H115ZM121 181V183H120ZM144 183H142V182ZM147 181V182H146ZM152 181V182H151ZM177 181V182H176ZM218 181V183H217ZM229 181V182H228ZM241 181V182H240ZM246 181V182H245ZM48 182V183H47ZM54 182V183H53ZM118 182V184H117ZM134 182V183H133ZM137 182V183H135ZM139 182V183H138ZM151 182V183H150ZM156 182V183H154ZM164 182V183H163ZM166 182V183H165ZM169 182V183H167ZM172 182V183H171ZM195 184H194V183ZM212 182V183H211ZM215 182V183H214ZM71 183V184H72ZM84 183V184H83ZM86 183V184H85ZM87 183H93V186H91V184H87ZM98 183H100L98 185ZM116 183V184H115ZM127 183V185H126ZM162 185H161V184ZM198 183L199 187H196V190L198 191H193V189L195 188L196 184ZM205 183V184H204ZM208 183V185L206 184ZM215 185H214V184ZM225 183V184H224ZM226 183H228L226 185ZM70 184V183H69ZM96 184V185H95ZM121 188L119 187V185H121ZM152 184V185H151ZM194 186H193V185ZM202 186H201V185ZM204 184V185H203ZM231 184V186H230ZM239 184V185H238ZM4 185V186H5ZM76 185V186H74ZM82 185V186H81ZM91 187H90V186ZM96 187H95V186ZM113 185H117V187L115 188ZM129 185V186H128ZM134 185V186H133ZM136 185V186H135ZM141 185V186H140ZM148 185V186H147ZM152 187H151V186ZM184 185V186H183ZM214 185V186H213ZM220 185V186H219ZM225 188H224V186ZM229 187L227 188L226 186ZM126 189H125V187ZM147 187V190L145 187ZM154 186V187H153ZM160 186V187H159ZM168 186V187H167ZM189 186V187H187ZM190 186H192L190 188ZM206 186V187H204ZM209 186V187H208ZM213 186V187H212ZM216 186V187H215ZM222 186V187H221ZM3 187V188H2ZM9 187V188H8ZM52 187V188H51ZM82 187L84 188V190H82ZM88 187V189L86 188ZM140 187V188H138ZM143 187V188H142ZM157 187V189H156ZM170 187V188H169ZM188 189H187V188ZM120 190H119V189ZM138 188V190H136ZM172 188V189H171ZM201 188V189H200ZM215 188L217 190H215ZM220 188V189H219ZM223 188V189H222ZM117 189V190H116ZM130 189V190H129ZM141 189V191H140ZM145 189V190H144ZM170 189V190H169ZM205 189V190H204ZM209 189V190H208ZM219 189V190H218ZM85 194L84 191H86ZM89 190V191H88ZM97 190V191H95ZM111 190H112V194H111ZM154 190V191H153ZM160 190V191H159ZM203 190V191H202ZM222 190V191H221ZM59 191V193H58ZM115 191V193H114ZM117 191L119 192L117 194ZM132 191H136V192H132ZM140 191V192H139ZM144 191V192H142ZM152 193H151V192ZM211 191V192H210ZM221 191V193H220ZM225 191V192H224ZM62 192V193H61ZM75 192V195L73 196L74 199H70L72 198V193ZM139 192V193H138ZM147 192V194L145 193ZM168 192V193H167ZM187 195L183 196L185 193ZM191 192V193H190ZM193 192V193H192ZM203 192V193H202ZM208 192V193H206ZM87 193V194H86ZM90 193V194H89ZM92 193V194H91ZM157 193H159L157 195ZM167 193V194H166ZM173 193V195H172ZM177 193V194H176ZM190 193V194H189ZM198 193V195H197ZM212 193H215L214 195ZM58 194H60L58 196ZM64 198H63V195ZM80 194V195H79ZM100 194V195H99ZM111 194V195H110ZM117 194V195H115ZM124 194V195H123ZM129 194V196H128ZM130 194H132L130 196ZM143 197H141L140 195ZM143 194V195H142ZM166 194V195H165ZM191 194H193V196H191ZM195 194V196H194ZM210 194H212L214 197L210 196ZM218 194V196H217ZM35 195V196H34ZM65 195H70L69 197L65 196ZM87 195V196H86ZM89 195V197H88ZM109 195V197H108ZM114 195V197H113ZM134 195V196H133ZM139 195V196H138ZM152 195H154L155 197H153ZM32 196V197H31ZM81 198H80V197ZM117 196V197H116ZM127 196V197H126ZM157 196V197H156ZM189 200H188V197ZM201 196V197H200ZM34 197V198H33ZM60 197V198H59ZM66 197V198H65ZM79 197V199H78ZM85 197V198H84ZM88 197V198H87ZM122 199H121V198ZM125 199H124V198ZM132 197V198H130ZM140 197V198H139ZM146 197H149L146 198ZM153 197V198H152ZM163 197V198H162ZM166 197V198H165ZM170 197V198H169ZM185 197V198H184ZM187 197V198H186ZM194 197V198H192ZM206 197V198H205ZM209 197V198H208ZM211 197V200H210ZM32 198V199H31ZM77 198V199H76ZM95 198V199H94ZM99 198V199H98ZM108 198V199H107ZM114 198V199H112ZM120 198V199H119ZM137 200H135V199ZM142 198V199H141ZM172 198V200H171ZM181 198V200H180ZM183 198V199H182ZM197 198V199H196ZM204 198L206 199V202L204 200ZM35 199V200H34ZM43 199V200H42ZM61 199V200H60ZM68 199V200H67ZM76 199V200H75ZM81 199V200H80ZM86 199V200H85ZM146 199V200H145ZM151 199V200H150ZM174 199V201H173ZM187 199V200H186ZM193 199V200H190ZM204 200L205 202V206H204V202L202 200ZM208 199V200H207ZM222 199L224 201H222ZM32 200V201H31ZM53 200V201H52ZM60 200V201H59ZM66 200V201H65ZM83 200V201H82ZM97 200V202H96ZM104 200V201H103ZM114 200V201H113ZM119 200V201H118ZM133 200V201H132ZM135 200V201H134ZM139 200V201H138ZM143 200V202H142ZM145 200V201H144ZM198 200V201H197ZM210 200V201H209ZM216 201L213 202V201ZM226 200V201H225ZM41 201V202H39ZM85 201V202H84ZM91 201V202H90ZM107 203H106V202ZM110 201V202H109ZM122 201L124 202V204L122 203ZM127 201H131V203L129 202L127 204ZM150 201V202H149ZM177 201V202H176ZM182 201V202H181ZM195 201V202H193ZM202 201V202H201ZM222 201V202H220ZM228 201V202H227ZM35 202V203H34ZM53 202V204H52ZM55 202V203H54ZM65 202V203H64ZM68 202V203H67ZM72 202V203H71ZM76 202V203H75ZM111 204L109 205L108 204ZM112 202V203H111ZM119 204H118V203ZM134 204H133V203ZM174 202V203H173ZM176 202V203H175ZM201 202V203H199ZM212 202V203H211ZM48 203V205H47ZM57 203L59 204L57 206ZM71 203V205H70ZM74 203V204H73ZM82 203V204H81ZM100 203H103L106 205L105 206H101ZM116 205H114V204ZM151 203V204H150ZM153 203V204H152ZM170 205H167L169 204ZM190 205L189 207L188 204ZM192 203V204H191ZM195 203V205H194ZM209 203V204H208ZM211 203V204H210ZM215 203V204H214ZM220 203V204H219ZM225 205H224V204ZM228 203V205H227ZM233 203V204H232ZM64 204V205H63ZM68 204V205H67ZM95 204V205H94ZM131 204V205H130ZM137 204V205H136ZM147 204V205H145ZM173 206H172V205ZM213 204V205H212ZM36 205V206H35ZM37 205H41L42 208H40ZM74 205V207H73ZM83 205V206H82ZM87 205V206H86ZM97 205H100L99 207ZM121 205V206H119ZM139 205V206H138ZM202 205V206H199ZM211 206V209L208 208ZM77 206L78 209L76 208ZM89 206V207H88ZM97 209H95L96 207ZM110 206V207H108ZM126 206V207H125ZM130 206L131 209H128L127 207ZM137 206V207H135ZM151 206V207H150ZM171 206V208L169 207ZM186 206V207H185ZM198 206V207H197ZM219 206V207H218ZM51 207V208H49ZM88 207V209H87ZM93 207V208H92ZM95 207V208H94ZM114 207V208H113ZM117 207V208H116ZM120 207V208H119ZM127 211H125L123 208ZM134 209H133V208ZM168 207V208H167ZM175 207L178 209H175ZM181 207V209H180ZM193 207V208H192ZM226 209H223V208ZM228 207V208H227ZM231 207V209H230ZM40 208V209H39ZM46 208V210H45ZM106 210H105V209ZM137 208V209H136ZM167 210H166V209ZM187 208V210H186ZM190 208V210L188 209ZM197 210H195V209ZM200 210H199V209ZM214 208V210H212ZM44 209V210H41ZM50 211H49V210ZM82 209V211H80ZM90 209V210H89ZM93 209V210H92ZM102 209V210H101ZM114 209V210H113ZM116 209V210H115ZM118 209V210H117ZM123 209V210H122ZM151 211H150V210ZM157 212H155V210ZM172 209L174 210L173 212ZM194 209V211H193ZM202 209L205 210V213L202 211ZM207 209V210H206ZM230 209V210H228ZM72 210H76V211H72ZM97 210H101V213L103 215H99L100 211ZM113 210V211H112ZM121 210V211H120ZM142 210V211H141ZM168 210H170L169 212H167ZM189 210V213H188ZM46 213L47 211L49 213ZM80 211V212H79ZM93 211V212H92ZM102 211H105L104 213ZM115 213H112L114 212ZM120 211V213H119ZM134 213H133V212ZM154 214H153V212ZM163 211V212H162ZM177 213H176V212ZM185 211V212H184ZM200 211V212H198ZM211 211V212H209ZM213 211V212H212ZM221 214H219L218 213ZM225 211V213H224ZM230 211V212H229ZM75 214H73V213ZM82 212V213H81ZM92 212V213H91ZM117 212V215H116ZM124 212V213H123ZM151 212V213H150ZM161 212V213H160ZM194 214H193V213ZM202 212V213H201ZM232 212V213H231ZM71 213V215H70ZM79 213V214H77ZM92 217H90V215ZM96 213V214H95ZM109 213V215H108ZM112 213V214H110ZM123 213V214H121ZM145 213V215H144ZM157 213V214H156ZM170 213V214H169ZM185 213V214H184ZM199 213V214H198ZM204 213V214H203ZM210 213V214H209ZM223 213V214H222ZM233 215H231V214ZM49 214V215H47ZM82 214V215H81ZM108 216H107V215ZM119 214V215H118ZM132 214V215H131ZM139 214V216H138ZM143 214V215H142ZM150 214L152 215L151 219L149 218ZM162 214V215H161ZM198 214V215H197ZM207 214V215H206ZM227 214V216H226ZM85 215H87V217H85ZM95 215V216H94ZM131 215V216H129ZM148 215V216H147ZM167 215V216H166ZM174 215V216H173ZM177 215V217L175 216ZM180 215V216H179ZM187 215V216H186ZM189 215V216H188ZM194 215V216H193ZM202 215V217H201ZM216 215V216H215ZM218 215L220 216L218 217ZM223 215V216H222ZM98 217L97 221L96 218L94 217ZM100 216L102 217L101 219H105V220H100ZM104 216L109 217L110 219H106ZM113 216V217H112ZM117 216V217H115ZM120 219H119V217ZM123 218H122V217ZM129 216V217H128ZM133 216V217H132ZM142 216V217H141ZM165 216V217H164ZM185 216V218H184ZM198 216V217H197ZM204 216V217H203ZM211 216H213L211 218ZM82 217V218H81ZM129 218L127 220V218ZM131 217V218H130ZM160 217V218H159ZM171 217V218H170ZM173 217V218H172ZM175 217V218H174ZM182 217V218H181ZM208 217V218H207ZM216 221H215V219ZM218 217V219L216 218ZM223 217V218H222ZM227 217L229 219H227ZM233 217V218H232ZM85 218H87L88 220L91 219L90 222H88V220H86ZM135 218V219H133ZM139 218V219H138ZM144 218V219H143ZM165 218V220H164ZM167 218V219H166ZM169 218V219H168ZM178 218V219H177ZM198 220H197V219ZM201 218L203 220H201ZM73 219V220H72ZM82 219V220H81ZM143 219V220H142ZM155 221H154V220ZM159 221H158V220ZM194 219V220H193ZM205 219L206 222H205ZM212 219V220H211ZM236 219V220H235ZM85 220V221H83ZM113 220V222H112ZM119 222H118V221ZM127 220V221H126ZM141 220V221H140ZM149 220V221H148ZM174 220V221H173ZM184 220V221H183ZM186 220V221H185ZM200 220V221H199ZM209 220V221H208ZM222 220L223 223H222ZM230 220V221H228ZM74 222L72 224H70L71 222ZM83 221V222H81ZM93 221V222H92ZM96 221V223H94ZM98 221H100V223H98ZM111 221V222H110ZM129 221V223H128ZM140 221V222H139ZM154 222V223H151ZM162 221V222H160ZM168 221V222H167ZM170 221V222H169ZM175 221H178L177 224ZM197 221V223H196ZM220 221V222H219ZM226 221V222H225ZM233 221V222H232ZM238 221V222H237ZM104 222V223H103ZM108 222H110L108 224ZM121 222V223H120ZM132 222V223H131ZM138 222V223H137ZM147 222V223H146ZM175 222V224H174ZM187 222V223H186ZM210 222V223H209ZM217 222V223H216ZM221 223V225H218L219 223ZM225 222V223H224ZM230 222V223H229ZM67 223V224H66ZM69 223V225H68ZM81 223V225H80ZM84 223V224H82ZM101 224L102 227H98ZM114 223V224H113ZM126 223V224H125ZM137 223V224H136ZM142 223V224H141ZM159 223V225L157 224ZM162 223L163 227L160 226ZM169 223V224H168ZM172 223V225H171ZM209 223V224H208ZM212 223V224H211ZM216 223V224H215ZM233 223V224H232ZM66 224V225H65ZM74 224V227L72 226ZM89 224V225H86ZM95 224H97L95 226ZM104 224V225H102ZM107 224V225H106ZM112 224V225H111ZM134 224V225H133ZM140 224V225H139ZM167 224V226H166ZM184 224V225H183ZM189 224V225H188ZM192 224V225H191ZM206 224V225H205ZM227 224V225H226ZM65 225V226H64ZM148 225V226H146ZM169 225L171 226V228H168ZM175 225V226H174ZM61 226V227H60ZM64 229H63V227ZM67 226V227H66ZM69 226V227H68ZM73 227V229L71 227ZM81 226V227H80ZM84 226H86L84 228ZM107 226V227H106ZM115 228H114V227ZM130 226V227H128ZM132 226V227H131ZM136 226V227H135ZM150 226V227H149ZM154 226V227H153ZM165 226V227H164ZM184 226V228H183ZM189 226V227H188ZM192 226V227H191ZM197 226V227H196ZM202 226V228L200 227ZM203 226H206L205 228ZM226 226V228H225ZM88 227V229H87ZM90 227V229H89ZM95 227V228H94ZM108 227L111 229V231L108 229ZM127 227V228H126ZM135 227V228H134ZM139 227V228H138ZM144 227V228H142ZM147 227V228H146ZM160 227V228H159ZM194 227V228H193ZM82 229V231H80V229ZM97 230H93L96 229ZM105 228V229H104ZM114 228V229H113ZM124 228V229H123ZM143 230H142V229ZM158 231H157V229ZM166 228V229H165ZM178 228V229H177ZM189 228V229H188ZM192 228V229H191ZM196 228V229H195ZM199 228V229H198ZM212 228V229H211ZM223 228V229H222ZM225 228V229H224ZM61 229V230H60ZM69 229V231H68ZM79 231H78V230ZM85 229V230H84ZM87 229V231H86ZM101 229V231H100ZM118 229V230H117ZM123 233H122V230ZM130 229V230H129ZM136 229V230H135ZM151 231H150V230ZM164 229V230H163ZM172 229V230H171ZM176 229V230H175ZM183 229V230H182ZM194 229V230H193ZM202 229V230H201ZM207 229V230H206ZM216 229V231L214 230ZM221 229V230H220ZM67 230V231H66ZM105 230V231H104ZM108 230V233H107ZM121 230V231H120ZM154 230V232L152 231ZM190 230V231H189ZM197 230V231H196ZM200 230V231H199ZM225 230V231H224ZM89 231H91L89 233ZM97 231V234H96ZM103 231V232H102ZM128 231V232H127ZM140 233H139V232ZM157 233H156V232ZM160 231V233H159ZM163 231V233H162ZM170 231V232H169ZM186 231V232H185ZM189 231V232H188ZM194 231V232H193ZM214 231V232H212ZM218 231V233H217ZM220 231V232H219ZM60 232V233H59ZM79 232V233H78ZM82 232V233H81ZM107 233V237L109 239H107V237L104 235H106ZM111 232V233H110ZM121 232V233H119ZM129 232L131 234H129ZM143 232V233H142ZM147 232V233H146ZM168 232V234H167ZM181 232V234L183 235L184 238H181L182 235H180L179 233ZM193 232V233H192ZM199 232V233H198ZM225 232V233H224ZM227 232V233H226ZM63 233V235H61ZM81 233V234H80ZM86 233V234H85ZM96 235H95V234ZM138 236H137V234ZM154 233V234H153ZM158 234L156 237L155 235ZM197 233V235H196ZM83 237L81 239L80 235ZM93 234V237H92ZM102 234V235H101ZM109 234V236H108ZM164 237H162L161 235ZM177 234V235H176ZM184 234L187 236H184ZM213 234V235H212ZM215 234V235H214ZM219 234V235H218ZM232 234V235H231ZM239 234V235H238ZM241 234V235H240ZM71 235V236H70ZM78 235V236H77ZM90 235V236H89ZM95 235V236H94ZM101 235V236H100ZM126 235V236H125ZM136 235V236H135ZM146 235V237H145ZM150 235V236H149ZM196 235V236H195ZM204 237H202V236ZM209 235V236H208ZM218 235V236H217ZM235 235V236H234ZM251 235V236H250ZM66 236V237H65ZM80 237V240H77L78 238L76 237ZM104 237L103 239H100L99 237ZM110 236H112L110 238ZM127 238H125V237ZM154 236V241L156 239V241H152V237ZM180 237L182 241L178 242V237ZM195 236V237H194ZM200 236V237H199ZM213 236V237H212ZM229 236V237H227ZM239 236V237H238ZM132 237L133 240H131L130 242L128 240H130ZM137 237V238H136ZM145 237V238H144ZM149 237V238H147ZM173 237L177 238L176 241H174V243H177V246L174 247V244H172V239ZM207 237V238H205ZM218 237L220 238V240L218 239ZM245 239H244V238ZM74 240V241H72ZM98 238V239H97ZM125 238V239H124ZM144 238V239H143ZM179 238V240H180ZM187 238V239H186ZM193 238V239H192ZM199 238H203L202 240ZM212 238V239H211ZM223 238V239H222ZM230 238V239H228ZM249 238V239H248ZM75 239L78 241L76 242ZM89 239V240H87ZM116 239V240H115ZM118 239V240H117ZM136 239V241H134ZM141 240V241H138ZM160 239V241H158ZM164 239V240H163ZM191 239V240H190ZM207 239V240H206ZM211 239V240H210ZM226 239V240H225ZM235 239V240H234ZM82 240V242H81ZM86 240V241H85ZM99 241L96 243V241ZM145 240V241H143ZM149 240V242H147ZM166 240V241H165ZM168 240V241H167ZM197 240V241H196ZM200 240V241H199ZM206 240V241H205ZM217 240V241H215ZM234 240V241H233ZM237 240V241H236ZM240 240V242L238 241ZM121 241V243H120ZM133 241V242H132ZM171 241V243H170ZM185 241V242H184ZM195 241V242H194ZM203 241H205L203 243ZM210 243H209V242ZM227 241V242H225ZM79 243L78 247L76 243ZM113 242V243H112ZM139 243L140 246H136L135 243ZM143 242V243H140ZM146 242L149 245V247H147L148 245L146 244ZM151 242V243H150ZM154 242V243H152ZM194 242V243H193ZM212 242V244H211ZM217 242V244H216ZM221 242V243H220ZM229 242V243H228ZM239 242V243H238ZM243 242V243H242ZM120 243V244H119ZM126 243V244H125ZM135 245L136 248L138 249H134L133 244ZM157 245H156V244ZM159 243L160 246L159 247ZM168 243V244H167ZM175 243V244H176ZM179 243V244H178ZM196 243V245H195ZM209 243V244H207ZM223 243V244H222ZM238 243V244H237ZM76 244V245H75ZM82 244V245H81ZM90 244V245H89ZM92 244V245H91ZM96 244L97 248L99 249V251H97L98 249L95 248ZM100 244V245H99ZM102 244V245H101ZM104 244H106L104 246ZM144 244V245H142ZM146 244V245H145ZM154 244V246H153ZM173 246H172V245ZM200 244V245H199ZM203 246H202V245ZM215 244V245H213ZM224 244H226L224 246ZM94 245V246H93ZM116 245V246H115ZM122 245V246H121ZM131 248H130V246ZM169 245V246H168ZM171 245V246H170ZM183 245V246H182ZM185 245V247H184ZM194 245V246H193ZM206 245V247H205ZM210 245V246H209ZM220 245V246H219ZM238 245V246H237ZM4 246V247H3ZM81 246V248H80ZM102 246V249H101ZM103 246L105 248H103ZM107 246V248H106ZM129 246V247H128ZM142 246V248H141ZM144 246V249H143ZM166 246V247H165ZM189 246V247H188ZM192 246V247H191ZM204 248L203 250L200 248ZM211 246H215L210 248ZM238 248H237V247ZM87 247V248H85ZM91 247H93V249H91ZM109 247V248H108ZM123 247V249H122ZM128 247V248H127ZM155 248V249H152ZM164 248V251L162 250ZM187 247V248H186ZM5 248V249H4ZM79 248V249H77ZM82 248H84L83 250H81ZM90 248V250H89ZM147 248H151L148 252ZM178 248V249H177ZM209 248V249H208ZM4 249V251H3ZM103 251V253L101 252V250ZM121 249V252H120ZM129 249V250H127ZM141 249V250H140ZM143 249V250H142ZM172 249V250H171ZM174 249V251H173ZM177 249V250H176ZM183 249H187L186 251ZM192 249V250H191ZM201 249V250H200ZM219 249V250H218ZM10 250V251H9ZM81 250V251H80ZM85 250V251H84ZM89 250V252H88ZM92 250H95L94 252ZM108 250V251H107ZM114 250V251H113ZM119 250V251H118ZM158 250V251H157ZM170 250V251H169ZM207 250V251H205ZM217 250V251H216ZM9 251V252H6ZM92 251V252H91ZM106 251V252H105ZM110 251H112L113 253H111ZM116 251V252H115ZM137 251V252H136ZM140 253H139V252ZM154 251V252H153ZM170 253L169 256L168 252ZM179 251V252H178ZM181 251V252H180ZM185 251V252H184ZM203 251V253H202ZM79 252H81L82 254H80ZM84 252V253H83ZM89 254H88V253ZM100 252V253H99ZM118 252V253H117ZM120 252V253H119ZM145 252V254H144ZM159 252V253H158ZM172 252V254H171ZM188 252V253H187ZM217 252V253H216ZM220 252V253H219ZM222 252V253H221ZM6 255H5V254ZM96 253V254H95ZM99 253V254H98ZM102 253V254H101ZM128 255H127V254ZM135 253V255H134ZM161 253V254H160ZM167 253V254H166ZM177 253V254H176ZM196 256H195V254ZM205 253V254H204ZM209 253V254H207ZM220 256H218L219 254ZM119 254V256H118ZM121 254V255H120ZM133 254V255H132ZM151 254V255H150ZM176 254V255H175ZM181 254V255H180ZM184 254V255H183ZM193 254V255H192ZM207 254V255H206ZM214 254V255H212ZM237 254V255H238ZM84 255V256H82ZM98 255V256H97ZM142 255V256H141ZM158 255V256H157ZM160 255V256H159ZM165 255V256H164ZM186 255V256H185ZM204 255V256H203ZM206 255V256H205ZM87 256V257H86ZM96 256V257H95ZM126 256V257H125ZM128 256V257H127ZM137 256V257H136ZM141 256V257H140ZM153 256V257H152ZM168 256V257H167ZM183 256V257H182ZM198 256V259L196 258ZM201 256V257H199ZM214 256V257H213ZM94 257V258H93ZM133 257H135V260L137 258V261H135L133 259ZM140 259H139V258ZM148 257V258H147ZM159 257V258H158ZM163 257V260H161ZM178 257V258H177ZM186 257V258H185ZM214 258L216 260H213L211 263L210 258ZM98 258V259H96ZM114 258V259H113ZM121 258V259H120ZM125 258V261H123ZM148 259V262L145 259ZM149 258H154L149 259ZM158 258V259H157ZM161 258V259H160ZM173 258V259H172ZM178 260H176V259ZM192 258V259H191ZM202 258V259H201ZM223 258V257H222ZM88 259V260H87ZM104 259V260H103ZM108 259V260H107ZM120 259V260H119ZM133 259V260H132ZM139 259V260H138ZM160 259V260H159ZM168 259V260H167ZM175 259V260H174ZM207 259V260H206ZM110 260V261H109ZM119 260V261H118ZM129 260V261H128ZM144 260V262H142ZM149 260H151V262H149ZM159 260V262H158ZM170 260V261H169ZM185 260V261H184ZM201 260V261H200ZM231 260V261H229ZM226 261V264L231 263V264H235L238 260V257L236 256L235 258L229 259ZM92 261V262H91ZM115 261V262H114ZM118 263H117V262ZM140 261V263H139ZM153 261V262H152ZM156 261V262H155ZM200 261V262H199ZM229 261V262H228ZM236 261V262H235ZM132 262V263H131ZM163 262V263H161ZM166 262V263H165ZM197 262V263H196ZM207 262V264H209Z\"/></svg>",
    "mask_w": 264,
    "mask_h": 264
},
{
    "label": "bare ground",
    "instance_id": "6f19581e",
    "mask_svg": "<svg viewBox=\"0 0 264 264\" xmlns=\"http://www.w3.org/2000/svg\"><path fill=\"white\" fill-rule=\"evenodd\" d=\"M79 1L80 0H76L75 2H74V0H0V122L2 123V124H4V126H5V124L7 125V128L9 129V132H6V130H5V127H4V130H5V132L6 133H10L12 136H9V135H7L6 133V135H7V139L6 138H4L3 137V129L2 128H0L1 130H0V138L2 139V140H4L5 142H6V145H5V143H4V146H6L7 148H9V149H11V151L10 152H12V151H15L16 153H18V155L21 157V155L20 154H23L22 152H25L24 153V155L26 154V152H28V151H26V150H29L30 149V151L32 150V151H34V152H32V154L34 155V159H31V156L30 155H32V154H29V157L30 158H28V153L25 155L26 157H27V159L29 160V162L31 163V164H34L35 162H37L36 160H39V161H44L45 159H46V157L49 155V157H50V153H51V155H52V152H55V149L57 148L58 149V151H59V153H60V156L61 155H63L64 153H63V151L65 150V148H66V150L68 151V149H70L67 145H69L70 144V142L69 141H67V143H66V137L67 138H71V139H73V138H75V137H77L78 138V141L80 142L81 140H80V138H84L83 137V135L85 134V133H83V132H85V130L84 129H86V128H84L83 129V125H85V124H87V123H83L84 121H89V120H86V119H83V115H85L84 114V112L85 111H83V109H81L80 107H82V108H84L85 106H87V105H90V103H88L87 104V102H88V99H87V102L85 101L84 103H86V105H84V107H83V105H78V103H81V104H83L82 103V98H80L79 100L81 101H77V99H76V101L78 102L76 105L78 106V107H76L75 105H73V106H75L76 107V109H74L75 107H72L71 109H70V107H69V109L73 112V110L76 112L77 111V108H79V110L77 111V113H79V116H77L76 114H75V112H73V113H71L70 112V116L73 118V121H72V118H70L69 117V119H70V121H68L69 119H68V108H66L65 106L70 102V103H72L73 104V101L75 100V98L77 97H75L74 99H73V101H70V100H72V99H70V95H69V93L67 94V93H65V92H63V90H64V88H65V85L67 84V80L71 77V76H73L74 74H76V72L78 71V70H81L82 69V60H80V59H82L83 58V55L81 54V56L80 57H82V58H80L79 60L77 59V56H78V53L79 52H82L83 51V49L86 47V48H88L89 47V45H90V47H91V44H93V43H90V42H94V40H92V41H90V36H89V40H88V38L86 39V37H87V34L85 35V40H88V41H86V43L88 42V47L87 46H84V48H83V45H85V42L83 41V39H84V37H83V34L81 33V30L84 28V27H82L81 26V23H83V17L85 16L84 14H83V5L84 4H86V6H88L87 4H88V2H86L87 0H85V2L83 3V2H81V3H83L82 4V7H78L79 6ZM84 1V0H83ZM89 1V0H88ZM93 1V0H92ZM91 0H90V2H91V4L93 3V2H95L96 3V5H97V3L99 2V0H97V1H93L92 2ZM106 1V0H105ZM107 1H110L111 2V0H107ZM129 1V0H128ZM131 1H134V0H131ZM137 1V0H136ZM167 1V0H166ZM187 2V0H184V2ZM235 1V0H234ZM101 2V1H100ZM99 2V3H100ZM104 2V1H103ZM103 2H102V4H103ZM116 2H117V0H116ZM126 2V1H125ZM135 2V1H134ZM140 2H141V0H140ZM139 2V3H140ZM144 2V1H143ZM147 2V1H146ZM145 2V3H146ZM150 2V1H149ZM149 2H147L148 4H149ZM156 2V1H155ZM158 2V1H157ZM164 2V1H163ZM173 2V1H172ZM183 2V3H184ZM201 2V1H200ZM204 2V1H203ZM206 2H207V0H206ZM205 2V3H206ZM208 2H210V0L208 1ZM247 2V1H246ZM94 3V4H95ZM119 3H120V1H119ZM151 3V2H150ZM211 3V2H210ZM260 3V2H259ZM91 4H90V6H91ZM109 4V3H108ZM124 4V3H123ZM122 4V5H123ZM136 4V3H135ZM141 4V3H140ZM158 4H162L161 2L160 3H158ZM164 5L166 4L165 2L163 3ZM169 4V3H168ZM167 4V5H168ZM180 4V3H179ZM185 4V3H184ZM198 4V3H197ZM196 4V5H197ZM202 4V3H201ZM253 4V3H252ZM258 4V3H257ZM96 5H92V6H94V7H92V9H93V11L95 10V6ZM114 5V4H113ZM125 5V4H124ZM144 5H146V4H144ZM167 5H165V7L167 6ZM209 5V4H208ZM254 5V4H253ZM81 6V5H80ZM98 6H99V4H98ZM112 6V5H111ZM116 6V5H115ZM127 6V5H126ZM125 6V7H126ZM130 6V5H129ZM129 6H128V8H129ZM134 6V5H133ZM202 6V5H201ZM245 6H247L246 4H245ZM250 6V5H249ZM89 7V6H88ZM88 7H86L87 9H88ZM103 7H104V5H103ZM103 7H101L100 6V9H101V11L102 10H104L103 9ZM107 7V6H106ZM118 7V6H117ZM137 7V6H136ZM148 7V6H147ZM161 7H163V6H161ZM176 7V6H175ZM251 7V6H250ZM99 8V7H98ZM98 8H97V6H96V9L98 10ZM119 8V7H118ZM135 8V7H134ZM138 8H139V5H138ZM145 8H146V6H145ZM153 8V7H152ZM158 8V7H157ZM261 8H263V6L261 7ZM261 8H259V9H261ZM86 9V10H87ZM89 9H91V7L89 8ZM113 9V8H112ZM112 9H110V10H112ZM127 9V8H126ZM154 9V8H153ZM156 9V8H155ZM168 9V8H167ZM166 9V10H167ZM173 9V8H172ZM176 9V8H175ZM251 9H252V7H251ZM109 10V9H108ZM108 10L106 11H104V12H108ZM122 10V9H121ZM141 10H142V8H141ZM147 10H148V8H147ZM157 10V9H156ZM155 10V11H156ZM169 10V9H168ZM258 10V9H257ZM85 11V10H84ZM88 11V10H87ZM87 11H86V13H87ZM90 12H91V10H89ZM88 11V13H90ZM133 11V10H132ZM137 11V10H136ZM154 11V12H155ZM177 11V10H176ZM96 12V11H95ZM112 12V11H111ZM111 12L109 11V14H111ZM118 12V11H117ZM123 12V11H122ZM126 12H127V10H126ZM147 12V14L149 13V11H146ZM167 12V11H166ZM249 12V11H248ZM253 12V11H252ZM259 12V11H258ZM113 13V12H112ZM132 13V12H131ZM170 13V12H169ZM179 13V12H178ZM101 14V13H100ZM107 14V13H106ZM114 14V13H113ZM120 13H118V15H119ZM151 14V13H150ZM167 14V13H166ZM247 14V13H246ZM248 14H250V13H248ZM251 14H253V13H251ZM90 15V17H91V14H88V16ZM115 15H117V13H115ZM115 15H114V17H115ZM116 16V17H118L119 18V16ZM139 15V14H138ZM160 15H161V13H160ZM162 15H163V13H162ZM177 15V14H176ZM231 15H233V14H231ZM239 15V14H238ZM87 16V15H86ZM92 16H95L96 17V13H94V15H92ZM98 16V15H97ZM111 16V15H110ZM134 16H135V14H134ZM152 16V15H151ZM165 16V15H164ZM170 16V15H169ZM172 16V15H171ZM179 16V15H178ZM235 16H236V14H235ZM234 16V17H235ZM244 16H245V14H244ZM252 16V15H251ZM263 16V15H262ZM100 17V16H99ZM108 17V16H107ZM114 17H113V20H114ZM139 18L140 16H136V18ZM148 17H150V16H148ZM163 17V16H162ZM162 17H160L161 19H162ZM166 17V16H165ZM248 17V16H247ZM257 17H259V15H257ZM85 18V17H84ZM102 18H103V16H102ZM177 18V17H176ZM232 18V17H231ZM239 18V17H238ZM246 17H244V19H245ZM86 19H88V17L86 18ZM91 18H89V20H90ZM96 19H99L98 17H96ZM100 19H101V17H100ZM107 19V18H106ZM120 19H122L121 18V16H120ZM140 19H141V17H140ZM147 19V18H146ZM151 19V18H150ZM156 19V18H155ZM173 19V18H172ZM198 19V18H197ZM196 19V20H197ZM263 19V18H262ZM85 20V19H84ZM93 20H94V18H93ZM117 20V19H116ZM128 19H126V21H127ZM130 20V19H129ZM170 20V19H169ZM168 20V21H169ZM195 20V21H196ZM232 20H233V18H232ZM231 20V21H232ZM238 21H239V19H237ZM236 20V21H237ZM264 20V19H263ZM92 21V20H91ZM96 21V20H95ZM94 21V22H95ZM103 21H105V19L104 20H102V22ZM107 21V20H106ZM108 21H110V20H108ZM157 21V20H156ZM178 21V20H177ZM230 21V20H229ZM230 21V22H231ZM241 21V20H240ZM254 21H256V20H254ZM259 21H261V19H259ZM86 22H87V20H86ZM90 22V21H89ZM100 22V21H99ZM101 22V23H102ZM122 22H124V20H122ZM145 22V21H144ZM148 22V21H147ZM155 22V21H154ZM175 22V21H174ZM235 22V21H234ZM234 22H232V23H234ZM243 22V21H242ZM246 22V21H245ZM257 22V21H256ZM255 22V23H256ZM131 23V22H130ZM254 23V24H255ZM262 23V22H261ZM95 24H98V23H95ZM107 24V23H106ZM108 24H109V22H108ZM111 24H113L112 23V21L110 22V24L109 25H111ZM122 24V23H121ZM125 24V23H124ZM134 24V23H133ZM132 24V25H133ZM141 24V23H140ZM171 24V23H170ZM170 24H169V26H170ZM173 24V23H172ZM178 24V23H177ZM230 24V23H229ZM235 24H236V22H235ZM238 24H242V23H238ZM248 25H249V23H247ZM247 24L245 25V26H247ZM253 24V25H254ZM257 24L259 25V23L257 22ZM89 25H91V24H89ZM102 25H103V23H102ZM123 25V24H122ZM129 25V24H128ZM146 25V24H145ZM152 25V24H151ZM150 25V26H151ZM153 25H154V23H153ZM99 26H101V25H99ZM104 26V25H103ZM106 26V25H105ZM113 26V25H112ZM169 26H168V30H167V32L169 31ZM232 26V25H231ZM234 26H236V25H234ZM234 26H232V27H234ZM251 26H252V24H251ZM102 27V26H101ZM107 27V26H106ZM106 27H104L105 28V30H106ZM115 27H119V26H115ZM130 27V26H129ZM153 27V26H152ZM243 27V26H242ZM241 27V28H242ZM259 27V26H258ZM258 27H256V28H258ZM261 27H263V26H261ZM87 28H88V26H87ZM99 28V27H98ZM103 28V27H102ZM110 28H112L111 26H110ZM110 28H108L109 30H111V32H112V29H110ZM147 28V27H146ZM165 28H166V26H165ZM249 27H247V29H248ZM96 29V28H95ZM116 29V28H115ZM131 29V28H130ZM139 29V28H138ZM149 29H151V28H149ZM251 29V28H250ZM249 29V30H250ZM252 29H254V28H252ZM84 30H86L85 28H84ZM88 30V29H87ZM93 30H94V28H93ZM92 30V31H93ZM132 30V29H131ZM135 30V29H134ZM152 30H154L153 28H152ZM228 30H230V29H228ZM248 30V31H249ZM258 30V29H257ZM264 30V29H263ZM73 31V33H78V35L80 34H82L81 36H78V35H74V34H71V32ZM89 31H90V28H89ZM107 31V30H106ZM115 31V30H114ZM120 31V30H119ZM136 31V30H135ZM140 31V30H139ZM238 31V30H237ZM252 31H254V30H252ZM95 32V31H94ZM104 32V31H103ZM124 32H125V30H124ZM141 32V31H140ZM146 32H147V30H146ZM166 32V31H165ZM170 32V31H169ZM169 32H168V34H169ZM173 32V31H172ZM171 32V33H172ZM239 32V31H238ZM244 32V31H243ZM251 32V31H250ZM84 33V32H83ZM92 33V32H91ZM97 33V32H96ZM96 33H94V36H95V34ZM107 33V32H106ZM112 33H114V32H112ZM116 33V32H115ZM119 33V32H118ZM117 33V34H118ZM126 33V32H125ZM129 33V32H128ZM136 33V32H135ZM143 33V32H142ZM170 33V34H171ZM234 33V32H233ZM249 33V32H248ZM254 33V32H253ZM255 33H256V30H255ZM261 33V32H260ZM88 34H90L89 32H88ZM98 35L100 34V33H97ZM103 34V33H102ZM105 34V33H104ZM120 34V33H119ZM121 34H122V32H121ZM140 34V33H139ZM146 34V33H145ZM149 34V33H148ZM235 34V33H234ZM246 34V33H245ZM245 34H243V35H245ZM257 35H258V33H256ZM256 34H254L255 36H256ZM91 35V34H90ZM112 35V34H111ZM144 35V34H143ZM241 35V34H240ZM253 35V34H252ZM261 35V34H260ZM97 36V35H96ZM95 36V37H96ZM124 36V35H123ZM122 36V37H123ZM138 36V35H137ZM142 36V35H141ZM146 36H148V35H146ZM168 36V35H167ZM247 36H249L248 34H247ZM251 36V35H250ZM94 37V38H95ZM102 37V36H101ZM109 37H110V35H109ZM132 36H130V38H131ZM239 37V36H238ZM243 37V36H242ZM263 37V36H262ZM98 38H100V35H99V37ZM97 38V39H98ZM103 38V37H102ZM114 38V37H113ZM120 38V37H119ZM124 38V37H123ZM128 38V37H127ZM130 38H129V40H130ZM255 38V37H254ZM105 39V38H104ZM133 39V38H132ZM131 39V40H132ZM239 39H240V37H239ZM251 39H252V37H251ZM101 40V39H100ZM119 40V39H118ZM117 40V41H118ZM124 40H126V39H124ZM139 40V39H138ZM237 40V39H236ZM250 40V39H249ZM255 40H257V39H255ZM90 41V42H89ZM109 41V40H108ZM113 42V40H110V42ZM116 41V40H115ZM136 41H137V39H136ZM142 41V40H141ZM140 41V42H141ZM234 41V40H233ZM246 41H248V40H246ZM252 41V40H251ZM83 42H84V44H83ZM96 42H97V40H96ZM121 42V41H120ZM128 42V41H127ZM133 42V41H132ZM138 42V41H137ZM148 42V41H147ZM224 42V41H223ZM237 42V41H236ZM235 42V43H236ZM242 42V41H241ZM248 42H250V41H248ZM257 42V41H256ZM90 43V44H89ZM103 43H104V41H103ZM115 43V42H114ZM117 43V42H116ZM142 43L144 44V42L142 41ZM96 44V45H95ZM94 45L95 46H97V43H95ZM127 44V43H126ZM132 44V43H131ZM135 44V43H134ZM133 44V45H134ZM243 44H245V43H243ZM242 44V45H243ZM250 44V43H249ZM252 44H253V42H252ZM106 45V44H105ZM112 45V44H111ZM114 45V44H113ZM129 45V44H128ZM128 45H127V47H128ZM132 45V46H133ZM138 45V44H137ZM148 45V44H147ZM230 45H232V44H230ZM229 45V46H230ZM237 45V44H236ZM93 46V45H92ZM95 46H94V48H95ZM104 46V45H103ZM131 46V45H130ZM135 46V45H134ZM134 46H133V48L132 47H130V48H132V49H134ZM142 46V45H141ZM146 46V45H145ZM144 46V47H145ZM232 46H235V45H232ZM239 46V45H238ZM245 46H247V45H245ZM251 46H253V45H251ZM250 46V47H251ZM261 46V45H260ZM260 46H258V47H260ZM89 47V48H90ZM114 47V46H113ZM119 47V46H118ZM118 47L116 48V49H118ZM137 47V46H136ZM140 47V46H139ZM241 47V46H240ZM85 48V49H86ZM89 48H88V50H89ZM91 49V51L92 50H95V49ZM105 48V47H104ZM110 48V47H109ZM108 48V49H109ZM166 48H167V46H166ZM222 48H223V46H222ZM256 48V47H255ZM261 48V47H260ZM84 49V50H85ZM99 49V48H98ZM111 49V48H110ZM120 49V48H119ZM139 49V48H138ZM137 49V50H138ZM149 48H147V50H148ZM244 49V48H243ZM101 50V49H100ZM111 50H113V49H111ZM115 50V49H114ZM141 50V49H140ZM241 50V49H240ZM261 50V49H260ZM71 51V52H70ZM86 51V50H85ZM84 51V52H85ZM108 51V50H107ZM124 51V50H123ZM145 51V50H144ZM230 51V50H229ZM237 51V50H236ZM72 53L71 55H73L74 53L77 55H75L76 56V58L74 57V59L71 57V55H70V59L68 58V53ZM84 52H82V53H84ZM97 52V51H96ZM100 52H103V50L102 51H100ZM139 52V51H138ZM148 52V51H147ZM262 52V51H261ZM95 53V52H94ZM103 53H105V52H103ZM150 53V52H149ZM149 53H146V54H149ZM159 53V52H158ZM252 53V52H251ZM85 54V53H84ZM86 54H87V57H88V55H91V52H90V54H89V52L87 53V51H86ZM101 54V53H100ZM107 54V53H106ZM115 54H117V53H115ZM126 54V53H125ZM129 54H131V53H129ZM142 54V53H141ZM143 54H145V53H143ZM142 54V55H143ZM153 54V53H152ZM160 54V53H159ZM94 55V54H93ZM120 55V54H119ZM128 55V54H127ZM163 55V54H162ZM249 55V54H248ZM255 55H257V54H255ZM99 56V55H98ZM104 56H105V54H104ZM103 56V57H104ZM130 56H132V55H130ZM157 56H158V54H157ZM93 57H95V56H93ZM99 57H101V56H99ZM102 57V58H103ZM125 57V56H124ZM123 57V58H124ZM129 57V56H128ZM161 57V56H160ZM232 57V56H231ZM239 57V56H238ZM244 56H241V58H243ZM247 57V56H246ZM245 57V58H246ZM261 57V56H260ZM72 58V59H71ZM90 58H91V56H90ZM113 58V57H112ZM118 58V57H117ZM248 58V57H247ZM88 59H89V57H88ZM87 59V60H88ZM98 59V58H97ZM108 59H110V58H108ZM120 59H121V57H120ZM132 59V58H131ZM252 59V58H251ZM264 59V58H263ZM85 60V59H84ZM89 60H91V59H89ZM88 60V61H89ZM99 60V59H98ZM103 60V59H102ZM112 60V59H111ZM114 60V59H113ZM125 59H123V61H124ZM256 60H258L257 58H256ZM255 60V61H256ZM120 61V60H119ZM119 61H118V64H119ZM251 61V60H250ZM254 61V60H253ZM259 61V60H258ZM260 61H261V59H260ZM99 62V61H98ZM101 62V61H100ZM115 62V61H114ZM125 62V61H124ZM124 62H120L121 64L123 63L124 64ZM249 62V61H248ZM92 63V62H91ZM102 63V62H101ZM125 63H127V61L125 62ZM98 64V63H97ZM96 64V65H97ZM100 64V63H99ZM103 64H104V60H103ZM122 64V65H123ZM130 64V63H129ZM255 64V63H254ZM260 64V63H259ZM84 65V64H83ZM109 65H110V61H109ZM244 65V64H243ZM258 65V64H257ZM85 66H86V64H85ZM102 66V65H101ZM121 66V65H120ZM245 66V65H244ZM256 66V65H255ZM84 67V66H83ZM90 67V66H89ZM94 67V66H93ZM97 67V66H96ZM108 67V66H107ZM119 67V66H118ZM254 67V66H253ZM84 68H86V69H90V68H88L87 66L86 67H84ZM100 68V67H99ZM109 68H110V66H109ZM121 68V67H120ZM244 68V67H243ZM250 68V67H249ZM95 70V69H94ZM101 70V69H100ZM122 70V69H121ZM127 70H128V68H127ZM131 70V69H130ZM242 70V69H241ZM263 70V69H262ZM90 71H91V69H90ZM106 71H107V69H106ZM106 71H103L104 73L106 72ZM119 71V70H118ZM122 71H124V70H122ZM243 71V70H242ZM82 72H85V71H82ZM95 72V71H94ZM97 72V71H96ZM111 72H112V70H111ZM116 72V71H115ZM246 72V71H245ZM250 72H251V70H250ZM80 73V72H79ZM92 73V72H91ZM128 73V72H127ZM130 73V72H129ZM83 74V73H82ZM96 74H98V73H96ZM95 74V75H96ZM107 74V73H106ZM105 74V75H106ZM111 74V73H110ZM110 74H107V75H110ZM125 74V73H124ZM144 74V73H143ZM264 74V73H263ZM77 75V74H76ZM75 75V76H76ZM115 75V74H114ZM118 75H119V73H118ZM118 75L116 76V78L118 77ZM148 75V74H147ZM235 75V74H234ZM252 75V74H251ZM260 75V74H259ZM56 76H62V79L60 80V81H55V77ZM80 76H81V74H80ZM82 76H84V75H82ZM88 76H90V75H88ZM92 76H94L93 75V73H92ZM101 76V75H100ZM99 75H98V77H100ZM125 76V75H124ZM129 76V75H128ZM241 76V75H240ZM95 77H97V76H95ZM95 77L93 78V79H95ZM105 77H107V76H105ZM110 77L112 78V75H110ZM131 77V76H130ZM146 77V76H145ZM152 77V76H151ZM72 78V77H71ZM75 78V77H74ZM77 78V77H76ZM80 78V77H79ZM78 78V79H79ZM87 78V77H86ZM115 78V79H116ZM119 78V77H118ZM126 78V77H125ZM150 78V77H149ZM156 78V77H155ZM73 79V78H72ZM81 79H82V77H81ZM81 79H80V81H81ZM90 79H91V77H90ZM90 79H89V81H90ZM99 79H101V77L99 78ZM114 79V78H113ZM120 79V78H119ZM123 79V78H122ZM134 79H135V77H134ZM148 79V78H147ZM158 79H160V78H158ZM162 79V78H161ZM231 79V78H230ZM70 80V79H69ZM84 80V79H83ZM88 80V79H87ZM98 80V79H97ZM104 80V79H103ZM141 80H142V78H141ZM156 80V79H155ZM239 80V79H238ZM238 80H236L237 81V83H238ZM71 81V80H70ZM74 81H76V79L74 80ZM86 81V80H85ZM100 81V80H99ZM109 81V80H108ZM111 81V80H110ZM115 81V80H114ZM113 81V82H114ZM119 81V80H118ZM135 81H137V80H135ZM143 81V80H142ZM157 81V80H156ZM160 81V80H159ZM243 81V80H242ZM96 82V81H95ZM106 82V81H105ZM126 82V81H125ZM124 82V83H125ZM129 82H130V79H129ZM246 82V81H245ZM249 82V81H248ZM74 83V82H73ZM77 84H79L78 82H76ZM90 83V82H89ZM89 83H88V85H89ZM93 83V82H92ZM121 83V82H120ZM134 83V82H133ZM141 83V82H140ZM146 83V82H145ZM232 83L234 84V81H232ZM260 83V82H259ZM68 84H70L69 83V81H68ZM72 84V83H71ZM70 84V85H71ZM100 84V83H99ZM103 84V83H102ZM108 84H110V83H108ZM112 84V83H111ZM118 84V83H117ZM126 84H127V82H126ZM125 84V85H126ZM129 84H131V83H129ZM134 84H136V82L134 83ZM138 84H139V82H138ZM137 84V85H138ZM70 85H67V86H70ZM75 85V84H74ZM80 85H81V83H80ZM79 85V86H80ZM86 85H87V82H86ZM91 85V84H90ZM93 85V84H92ZM98 85V84H97ZM122 85V84H121ZM141 85V84H140ZM143 86H144V84H142ZM158 85V84H157ZM82 86H84V85H82ZM96 86V85H95ZM107 86V85H106ZM109 86V85H108ZM126 86H128L129 87V85H126ZM139 86V85H138ZM154 86V85H153ZM231 86H232V84H231ZM249 86V85H248ZM258 86V85H257ZM71 87V86H70ZM78 87V86H77ZM85 87V86H84ZM93 87V86H92ZM91 87V88H92ZM98 87H100V85L98 86ZM102 87V86H101ZM104 87V86H103ZM123 87H124V85H123ZM149 87V86H148ZM62 88H63V90H62ZM68 88V87H67ZM66 88V89H67ZM79 88V87H78ZM83 88V87H82ZM91 88H88V89H90V91H91ZM94 88V87H93ZM116 88V87H115ZM114 88V89H115ZM121 88V87H120ZM132 88V87H131ZM134 88H135V86H134ZM137 88V87H136ZM151 89H152V87H150ZM158 88H160V87H158ZM236 88V87H235ZM251 88V87H250ZM71 89H73V88H70V90ZM126 90H127V88H125ZM142 89V88H141ZM155 89H156V87H155ZM163 89V88H162ZM234 89V88H233ZM243 89V88H242ZM75 90H76V88H75ZM79 90H80V92H81V90H83V89H80L79 88ZM110 90V89H109ZM120 90V89H119ZM123 90V89H122ZM133 90V89H132ZM131 90V91H132ZM137 90V89H136ZM139 90H140V87H139ZM146 90V89H145ZM240 90V89H239ZM238 90V91H239ZM83 91H85V90H83ZM87 91V90H86ZM90 91H88L89 92V95L91 94L90 93ZM94 91V90H93ZM96 91H97V88H96ZM106 91V90H105ZM111 91V90H110ZM118 91V90H117ZM124 91V90H123ZM122 91V92H123ZM144 91V90H143ZM151 91V90H150ZM156 91H158V90H156ZM260 91V90H259ZM67 92V91H66ZM69 92H71V91H69ZM73 92H75V91H73ZM79 92V91H78ZM101 91L99 90V93H100ZM103 92V91H102ZM107 92V91H106ZM114 92H116L115 90H114ZM113 92V93H114ZM125 92V91H124ZM123 92V93H124ZM130 92V91H129ZM128 92V93H129ZM135 92V91H134ZM148 92V91H147ZM147 92H146V94H147ZM153 92V91H152ZM243 92V91H242ZM76 93H77V91H76ZM75 93V94H76ZM83 93V92H82ZM94 94L96 93V92H93ZM108 93V92H107ZM113 93H111V96L113 95ZM154 93H156V92H153V94ZM160 93V92H159ZM263 93V92H262ZM74 94V95H75ZM79 94V93H78ZM120 94V93H119ZM126 94V93H125ZM133 93L131 92V95L130 96H133L132 95ZM135 94V93H134ZM143 94H145V93H143ZM142 94V95H143ZM149 94V93H148ZM151 94V93H150ZM161 94H162V92H161ZM253 94V93H252ZM77 95V94H76ZM82 95H87V94H82ZM93 94H91V96H92ZM96 95V94H95ZM98 95V97L100 98V96H99V94H97ZM104 95V94H103ZM106 95V94H105ZM110 95V94H109ZM121 95V94H120ZM156 95V94H155ZM154 95V96H155ZM158 96H160L159 94H157ZM256 95V94H255ZM73 96V95H72ZM81 96V93H80V95L78 96V97H80ZM91 96H88V98H90ZM111 96H109L110 98H111ZM115 96V95H114ZM116 96H118V95H116ZM121 96H123V94L121 95ZM130 96L128 97L127 95H126V97H128V98H130ZM149 96V95H148ZM153 96V97H154ZM158 96H156V97H158ZM192 96V95H191ZM190 96V97H191ZM233 96V95H232ZM77 97V98H78ZM81 97H83V96H81ZM93 97V96H92ZM92 97H91V100L89 101V102H91L92 101ZM124 97V96H123ZM122 97V98H123ZM126 97H125V99H126ZM138 98H139V96H137ZM155 97V98H156ZM245 97V96H244ZM261 97H263L262 95H261ZM84 98V97H83ZM87 98V97H86ZM85 98V99H86ZM98 98V99H99ZM106 98H108V97H104V99H106ZM109 98V99H110ZM112 98H114V97H112ZM119 98V97H118ZM142 98V97H141ZM159 98V97H158ZM260 98V97H259ZM69 99V100H68ZM84 99V100H85ZM94 99V98H93ZM100 99H102V97L100 98ZM99 99V100H100ZM103 99V100H104ZM115 99L117 100V98L115 97ZM120 99L121 98H119V101H120ZM124 98H123V100H125ZM131 99V98H130ZM191 99V98H190ZM251 99V98H250ZM261 99V98H260ZM122 100V99H121ZM134 100H135V98H134ZM137 100V99H136ZM151 100V99H150ZM158 100V99H157ZM161 100V99H160ZM255 100V99H254ZM94 101V100H93ZM98 101V100H97ZM109 101L110 100H108V103H109ZM127 101V100H126ZM128 101H130L129 99H128ZM132 101H133V99H132ZM138 101V100H137ZM140 101H142V100H140ZM195 101V100H194ZM201 101H203V100H201ZM75 102V101H74ZM112 102V101H111ZM120 102H122V101H120ZM134 102V101H133ZM145 102V101H144ZM153 102V101H152ZM152 102H150L149 103V105L152 103ZM157 101H155V103H156ZM164 102V101H163ZM262 102V101H261ZM67 103V104H66ZM96 103V102H95ZM94 103V104H95ZM102 103V102H101ZM114 103V102H113ZM113 103H110V105H112ZM115 103H116V101H115ZM125 103V102H124ZM129 103V102H128ZM154 103V102H153ZM162 103V102H161ZM215 103H217V102H215ZM255 103V102H254ZM263 103V102H262ZM118 104H120V103H118ZM122 104V103H121ZM133 104V103H132ZM144 104V103H143ZM158 104V102L156 103V105ZM164 103H162V105H163ZM205 104V103H204ZM203 104V105H204ZM65 105V106H64ZM68 105H70V104H68ZM98 105V104H97ZM109 105V106H110ZM123 105V104H122ZM145 105V104H144ZM153 105V104H152ZM151 105V106H152ZM155 105V104H154ZM153 105V106H154ZM159 105V104H158ZM249 105H250V103H249ZM253 105V104H252ZM261 105V104H260ZM72 106V105H71ZM92 106V105H91ZM90 106V107H91ZM94 106H96V105H93V107ZM104 106V105H103ZM109 106H107L108 108H109ZM115 106V105H114ZM118 106V105H117ZM125 106V105H124ZM129 106V105H128ZM131 106V105H130ZM134 106V105H133ZM137 106V105H136ZM142 106V105H141ZM150 106V107H151ZM88 107V106H87ZM90 107H88V108H86V109H89ZM98 106H96V108H97ZM100 107V106H99ZM105 107H106V105H105ZM106 107V108H107ZM126 107V106H125ZM149 107V108H150ZM159 107H160V105H159ZM92 108V107H91ZM101 108H103V110L105 109L104 107H102V104H101ZM107 108V109H108ZM110 108H112V107H110ZM115 108H116V106H115ZM124 108V107H123ZM122 108V109H123ZM141 108V107H140ZM140 108H139V110H140ZM144 108H145V106H144ZM164 108V107H163ZM66 109H67V111H66ZM81 109V110H80ZM85 109V108H84ZM125 109H127V108H125ZM133 109V108H132ZM138 109V108H137ZM143 109V108H142ZM148 109V108H147ZM153 109H155V108H153ZM90 110V109H89ZM89 110H86V112L85 113H87V114H89L88 113V111ZM98 110V109H97ZM109 110V109H108ZM112 110V109H111ZM117 110H121V109H117ZM157 110V109H156ZM193 109H191V111H192ZM83 113H82V112ZM91 111V110H90ZM93 111H95V110H93ZM92 111V112H93ZM100 111V110H99ZM105 111V110H104ZM110 111V110H109ZM126 111V110H125ZM127 111H129V110H127ZM126 111V112H127ZM229 111V110H228ZM259 111V110H258ZM80 112H81V114H80ZM111 112V111H110ZM109 112V114L108 115H110L111 113ZM154 112H156V111H154ZM163 112V111H162ZM165 112V111H164ZM215 112V111H214ZM235 112H236V110H235ZM94 113V112H93ZM92 113V114H93ZM99 112H96V114H98ZM102 113H103V111H102ZM117 112H114V114H116ZM119 113H121V115H122V112H119ZM131 113V112H130ZM148 113V112H147ZM157 113V112H156ZM190 113V112H189ZM198 113V112H197ZM72 114H74L75 116H77V117H75L74 115L72 116ZM83 114V115H82ZM90 114H91V112H90ZM92 114L90 115V117H92ZM99 114H101V113H99ZM113 114V113H112ZM126 114V113H125ZM150 114V113H149ZM102 115V114H101ZM107 115V114H106ZM108 115H107V117H108ZM117 115H118V113H117ZM120 115V114H119ZM141 115V114H140ZM154 115V114H153ZM152 115V116H153ZM192 115V114H191ZM211 115H213V114H211ZM229 116H230V114H228ZM83 116V117H82ZM93 116H95V115H93ZM97 116V115H96ZM111 116V115H110ZM110 116H109V118H110ZM116 116V115H115ZM128 116V115H127ZM131 116V115H130ZM145 116V115H144ZM158 116H160L161 117V115H158ZM158 116L156 117V119L158 118ZM165 116V115H164ZM194 116V115H193ZM192 116V117H193ZM220 116V115H219ZM222 116V115H221ZM227 116V115H226ZM75 117V118H74ZM85 117H89V116H85ZM97 117H99V115L97 116ZM96 117V118H97ZM103 117H106L105 116V114H104V116ZM103 117H101V118H103ZM107 117L105 118V119H107ZM136 117H138L137 115H136ZM141 117V116H140ZM143 117V116H142ZM148 117V116H147ZM166 117V116H165ZM216 117V116H215ZM258 117V116H257ZM112 118V117H111ZM110 118V119H111ZM121 119V117L119 116L118 117V119ZM123 118V117H122ZM135 118V117H134ZM133 118V119H134ZM152 117H150V119H151ZM98 119V118H97ZM96 119V120H97ZM114 119H115V117H114ZM114 119H113V121H114ZM118 119H116L117 121H118ZM120 119H119V121H120ZM131 119H132V117H131ZM141 120H143V119H146V118H140ZM155 119V118H154ZM165 119V118H164ZM214 119V118H213ZM229 119H230V117H229ZM74 120L76 121L75 123H77V124H75L74 123ZM83 120V121H82ZM91 120H93V118H91ZM100 120H102V119H100ZM109 120V119H108ZM108 120H107V122H108ZM115 120V121H116ZM147 120V119H146ZM170 120V119H169ZM250 120V119H249ZM72 121V122H71ZM105 121V120H104ZM110 121V120H109ZM122 121H124V120H122ZM128 121H129V119H128ZM131 121V120H130ZM138 121V120H137ZM154 121V120H153ZM152 121V122H153ZM69 122H70V124H69ZM94 122H95V120H94ZM101 122V121H100ZM111 122H112V119H111ZM132 122H133V120H132ZM135 122H136V120H135ZM144 122V121H143ZM150 122V121H149ZM151 122V123H152ZM155 122V121H154ZM160 122V121H159ZM211 122V121H210ZM214 122V121H213ZM248 122V121H247ZM254 122V121H253ZM98 123H99V121H98ZM116 123V122H115ZM114 123V124H115ZM121 123V122H120ZM131 123V122H130ZM145 123V122H144ZM151 123H150V126H152L151 125ZM158 123V122H157ZM169 123V122H168ZM255 123V122H254ZM90 124V123H89ZM91 124H92V122H91ZM101 123H99V125H100ZM103 124H106V123H103ZM113 124V125H114ZM123 124V123H122ZM156 124V123H155ZM160 124V123H159ZM167 124V123H166ZM211 124V123H210ZM256 124V123H255ZM261 124V123H260ZM96 125H98V124H96ZM95 124H94V130H95V126H96ZM117 125H120L119 124V122H118V124L116 123V125H115V127L117 126ZM133 125V124H132ZM136 125V124H135ZM140 125H141V123H140ZM139 125V126H140ZM143 125H146V124H143ZM263 125V124H262ZM261 125V126H262ZM89 126V125H88ZM101 126V125H100ZM105 126V125H104ZM103 126V127H104ZM107 126V125H106ZM123 126V125H122ZM127 126V125H126ZM125 126V127H126ZM148 126V125H147ZM156 126V125H155ZM160 126V125H159ZM172 126H174V125H172ZM171 126V127H172ZM0 127H1V125H0ZM86 127V126H85ZM90 127H92V126H90ZM99 127V126H98ZM109 127V126H108ZM111 127H112V125H111ZM114 127V128H115ZM119 127V126H118ZM133 127V126H132ZM143 127V126H142ZM210 127H212V126H210ZM224 127V126H223ZM97 128V127H96ZM128 128V127H127ZM138 128V127H137ZM147 128V127H146ZM156 128H159V127H156ZM156 128H155V130H156ZM161 128H163V127H161ZM166 128V127H165ZM170 128V127H169ZM8 129H7V131H8ZM82 129H83V131H82ZM98 129V128H97ZM102 129H104V128H102ZM106 129H107V131H108V128L106 127L105 128V131H106ZM119 129V128H118ZM160 129V128H159ZM172 129H173V127H172ZM256 129V128H255ZM99 130V129H98ZM101 130V129H100ZM111 130H113V129H111ZM122 130H124V129H122ZM129 130V129H128ZM137 130V129H136ZM169 130V129H168ZM218 130V129H217ZM258 130V129H257ZM91 131H93V130H91V128H90V132H86L87 133V137H88V134L90 133L91 135H90V137L92 136V137H94L93 135H92V133H91ZM104 131V130H103ZM118 131V130H117ZM116 131V132H117ZM143 131V130H142ZM154 131V130H153ZM162 131V130H161ZM82 132V133H81ZM108 132H110V131H108ZM113 132V131H112ZM131 132V131H130ZM150 132H151V130H150ZM159 132H160V130H159ZM177 132V131H176ZM99 133V135H100V133L102 134V130L100 131V132H98ZM134 133H136V132H134ZM140 134H141V132H139ZM94 134V133H93ZM106 134V133H105ZM116 134V133H115ZM118 134H119V132H118ZM121 134H124V132L123 133H121ZM120 134V135H121ZM129 134V133H128ZM131 134H133V133H131ZM137 134V133H136ZM184 134V133H183ZM183 134H181V135H183ZM62 135H63V138H62ZM81 135H82V137H81ZM86 135V134H85ZM84 135V136H85ZM95 135H98V134H95ZM110 135V134H109ZM108 135V136H109ZM145 135V134H144ZM147 135H149V134H147ZM154 135V134H153ZM157 135V134H156ZM171 135V134H170ZM172 135H173V132H172ZM222 135V134H221ZM236 135H237V133H236ZM8 136L10 137L9 139H8ZM78 136H80V137H78ZM107 136V137H108ZM111 136V135H110ZM129 136H131V135H129ZM220 136V135H219ZM235 136V135H234ZM241 136V135H240ZM257 136V135H256ZM98 137V136H97ZM100 137V136H99ZM112 137V136H111ZM113 137H114V134H113ZM160 137H161V135H160ZM164 137H166V136H164ZM173 137V136H172ZM239 137V136H238ZM255 137V136H254ZM260 137V136H259ZM258 137V138H259ZM101 138H102V135H101ZM104 138H106L105 137V135H104ZM109 138V137H108ZM107 138V139H108ZM126 138H128V137H126ZM138 138V137H137ZM150 138V137H149ZM151 138L153 139L154 138V136L152 137L151 136ZM157 138V137H156ZM159 138V137H158ZM162 138V137H161ZM167 138V137H166ZM173 138H175V137H173ZM220 138V137H219ZM236 138V137H235ZM257 138V139H258ZM71 139H70V141H71ZM89 139V138H88ZM92 139V138H91ZM90 139V140H91ZM96 139V138H95ZM106 139V140H107ZM111 140H112V138H110ZM128 139H130V138H128ZM132 139V138H131ZM136 139V138H135ZM134 139V140H135ZM143 139V138H142ZM145 139V138H144ZM143 139V140H144ZM146 139H147V137H146ZM151 139V141L153 142V140ZM155 139V138H154ZM160 139V138H159ZM184 139V138H183ZM234 139V138H233ZM244 139H246V138H244ZM68 140V139H67ZM74 140V139H73ZM85 140H86V138H85ZM109 140V139H108ZM114 140H115V138H114ZM123 140H125V139H123ZM123 140L121 141V142H123ZM150 140V139H149ZM164 140V139H163ZM236 140H237V138H236ZM248 140V139H247ZM264 140V139H263ZM78 141H77V139H76V144H75V140H74V142H73V144L74 145H69L70 147H71V149H72V146H75V147H77L76 148V150L78 149V148H82L83 146H81V145H78ZM92 141V140H91ZM90 141V142H91ZM116 141V140H115ZM139 141V140H138ZM155 141V140H154ZM228 141H230V139L228 140ZM68 142H69V144H68ZM86 142H88L87 140H86ZM95 142V141H94ZM100 142V141H99ZM99 142H96L97 143V145H98V143ZM105 142V141H104ZM103 142V143H104ZM111 142V141H110ZM110 142H109V144H110ZM129 142H131V141H129ZM133 142V141H132ZM150 142V141H149ZM151 142V143H152ZM158 142V141H157ZM174 142H176V141H174ZM245 142H246V140H245ZM248 142V141H247ZM71 143H72V141H71ZM80 143H85V142H80ZM93 143V142H92ZM102 143V142H101ZM102 143V144H103ZM112 143V142H111ZM115 143V142H114ZM117 143V142H116ZM115 143V144H116ZM138 143V142H137ZM144 143V142H143ZM147 143V142H146ZM156 143V142H155ZM154 143V144H155ZM178 143V142H177ZM214 143V142H213ZM223 143V142H222ZM228 143V142H227ZM233 143V142H232ZM242 143V142H241ZM1 144V143H0ZM86 144V143H85ZM85 144H82V145H84V147H86L85 146ZM94 144V143H93ZM92 144V145H93ZM107 144H108V142H107ZM114 144V145H115ZM131 144V143H130ZM134 144H135V142H134ZM159 144L160 143H158V145L157 146H159ZM163 144V143H162ZM175 144V143H174ZM224 144V143H223ZM230 144V143H229ZM78 145V146H77ZM89 145V142L87 143V146ZM114 145H112L111 144V146H113V147H115V149L117 148L116 146H114ZM137 145V144H136ZM147 145V144H146ZM176 145V144H175ZM216 145V144H215ZM227 145V144H226ZM231 145V144H230ZM2 146V145H1ZM80 146V147H79ZM100 146V145H99ZM102 146V145H101ZM104 146H106L105 144H104ZM108 146H110V145H108ZM121 146V145H120ZM129 146V145H128ZM138 146V145H137ZM137 146L135 147V148H137ZM139 146L141 147V145H140V143H139ZM138 146V147H139ZM143 146V145H142ZM149 146H150V144H149ZM156 145H155V147H157ZM182 146V145H181ZM223 146V145H222ZM228 146V145H227ZM68 147V148H67ZM84 147H83V150H84ZM89 147V146H88ZM87 147V148H88ZM93 147V146H92ZM94 147H95V145H94ZM93 147V148H94ZM112 147V148H113ZM131 147V146H130ZM134 147V146H133ZM153 147V146H152ZM177 147H179V146H177ZM229 147V146H228ZM234 147V146H233ZM7 148H5V149H7ZM74 148V147H73ZM102 148V147H101ZM122 148V147H121ZM125 148V147H124ZM134 148V149H135ZM144 149H146L145 148V146L143 147ZM142 148V149H143ZM154 148V147H153ZM168 148V147H167ZM170 148V147H169ZM172 148V147H171ZM224 148V147H223ZM1 149H3L2 147H1ZM4 149V150H5ZM89 149V148H88ZM96 149H97V147H96ZM105 149V148H104ZM104 149H101V150H97V151H100V152H98L97 153V155L99 154V153H101V151L102 150H104ZM110 149V148H109ZM114 148L112 149V150H115ZM119 149V148H118ZM117 149V150H118ZM131 149V148H130ZM181 149V148H180ZM180 149H179V151H180ZM219 149V148H218ZM264 149V148H263ZM54 150V151H53ZM60 150L62 151V153L63 154H61V152H60ZM79 151L81 150V149H78ZM87 150V149H86ZM91 150V152H92V149H90ZM94 150V149H93ZM111 150V151H112ZM137 150V149H136ZM139 150H141V149H139ZM149 150H150V148H149ZM161 150V149H160ZM159 150V151H160ZM173 150V149H172ZM171 150V151H172ZM182 150V149H181ZM234 150V149H233ZM242 150V149H241ZM1 151V150H0ZM9 151V150H8ZM20 151V152H19ZM106 151V150H105ZM108 151V150H107ZM122 151H125V149L124 150H122ZM132 151V150H131ZM151 151H153V150H151ZM158 151V150H157ZM157 151L155 152V153H157ZM163 151V150H162ZM165 151H166V149H165ZM223 151V150H222ZM259 151V150H258ZM2 152V151H1ZM0 152V166H3V167H6L7 165H8V163H13V161H11V159H13L14 160V158L15 157H19L18 155L17 156H15V157H13V158H11V159H7V158H9V157H5L6 155V153H7V151H6V153L3 155V153H1ZM71 152V151H70ZM72 152H74L73 150H72ZM86 152V151H85ZM84 152V153H85ZM95 152V151H94ZM93 152V153H94ZM110 151H108L107 152V154L109 153ZM121 152V150L118 152V154H121L120 153ZM142 152V151H141ZM178 152V151H177ZM213 152V151H212ZM211 152V153H212ZM216 152V151H215ZM236 152V151H235ZM264 152V151H263ZM14 153V152H13ZM30 153V152H29ZM65 153L66 154H64L62 157H63V159H62V157H61V165H59V166H57V174H56V170H55V177H56V180H55V185H57L56 187L59 189V188H61L60 190L62 191L63 189H64V187L63 186H65L66 188H67V186H68V188H69V186L71 185V188H69L68 189V191L70 190V189H72L73 190V188H74V191L76 192V189H75V187H73L72 188V186H73V184H75V183H72V181H74V180H72L73 179V176H75V175H81L80 173L82 172V169H83V165L85 164L84 162H82V163H84L82 166L80 165V162L81 161H79V159L77 158H75V156H72V154H67V152L65 151ZM83 153V152H82ZM89 153H90V151H89ZM89 153H87V154H89ZM92 153V156L94 155ZM102 153H103V151H102ZM133 153V152H132ZM138 153H140V152H138ZM149 153V152H148ZM151 153V152H150ZM153 153V152H152ZM154 153V154H155ZM170 153V152H169ZM230 154H231V152H229ZM8 154V153H7ZM57 154H58V152H57ZM74 154V153H73ZM76 154V153H75ZM74 154V155H75ZM78 154V153H77ZM79 154H81V153H79ZM104 154H105V152H104ZM117 154V153H116ZM124 154V153H123ZM129 154V153H128ZM142 154V153H141ZM143 154H145L144 152H143ZM175 154V153H174ZM177 154V153H176ZM183 154V153H182ZM215 154V153H214ZM223 154V153H222ZM229 154V155H230ZM253 154V153H252ZM256 154H258L257 152H256ZM14 155H16V154H12V156H14ZM23 155V156H24ZM68 155H70L72 158H68L67 156ZM85 155V154H84ZM90 155H91V153H90ZM102 156H103V154H101ZM106 155V154H105ZM104 155V156H105ZM111 155V154H110ZM110 155H108L107 156V160L109 161V156ZM126 155V154H125ZM135 155H136V153H135ZM146 155V154H145ZM153 155V154H152ZM151 155V156H152ZM159 155V154H158ZM165 155V154H164ZM167 155V154H166ZM261 155V154H260ZM259 155V156H260ZM59 156V157H60ZM81 156H83V154L81 155ZM112 156H115V155H112ZM128 156V155H127ZM139 156V155H138ZM144 156V155H143ZM163 156V155H162ZM168 156V155H167ZM224 156V155H223ZM251 156V155H250ZM25 157V158H26ZM49 157H47V158H49ZM55 157V156H54ZM58 157V162H59V164H60V158ZM64 157H65V160H64ZM67 157V158H66ZM77 157H79L78 155H77ZM97 157V156H96ZM117 157V156H116ZM159 157V156H158ZM179 157H182L181 155L179 156ZM190 157H192V156H190ZM212 157V156H211ZM226 157H227V155H226ZM252 157V156H251ZM255 157V156H254ZM257 157V156H256ZM262 157V156H261ZM24 158V157H23ZM32 158H33V156H32ZM52 158H53V156H52ZM92 157H90V159H91ZM102 158V157H101ZM104 159H105V157H103ZM102 158V159H103ZM112 158V157H111ZM115 158V157H114ZM113 158V159H114ZM126 158V157H125ZM128 158V157H127ZM148 158V157H147ZM150 158L151 159H153L152 157H149L148 159L150 160ZM194 158V157H193ZM196 158V157H195ZM228 158V157H227ZM253 158V157H252ZM82 159V161L84 160V161H86V159H88V157H86L85 156V158L83 159V158H81ZM80 159V160H81ZM105 159V160H106ZM116 159V158H115ZM122 159V158H121ZM123 159H124V156H123ZM130 159H132L131 157H130ZM141 159V158H140ZM164 159V158H163ZM162 159V160H163ZM187 159V158H186ZM191 159V158H190ZM197 159V158H196ZM212 159V158H211ZM214 159V158H213ZM244 159V158H243ZM249 159H251V158H249ZM264 159V158H263ZM20 160H21V158H20ZM25 160V159H24ZM63 160H64V162H63ZM99 161V159H96L95 161ZM112 160V159H111ZM126 160V159H125ZM138 160V159H137ZM136 160V161H137ZM147 160V159H146ZM259 160V159H258ZM9 161H11V162H9ZM16 161V160H15ZM55 161V160H54ZM101 161V160H100ZM104 161V160H103ZM114 161H116V160H114ZM113 161V162H114ZM127 161V160H126ZM139 161V160H138ZM143 161V162H142ZM141 162L142 163H144V161L145 160H142ZM153 161V160H152ZM157 161V160H156ZM164 161H165V159H164ZM171 161V160H170ZM169 161V162H170ZM186 161V160H185ZM192 161V160H191ZM190 161V162H191ZM211 161V160H210ZM219 161V160H218ZM246 161H248V160H246ZM245 161V162H246ZM22 162V161H21ZM26 162V161H25ZM28 162V163H29ZM47 162H49V160L47 159ZM47 162H45L46 163V166H47V164L49 165V163H47ZM56 162V161H55ZM93 162V161H92ZM91 162V163H92ZM105 162V161H104ZM124 162V161H123ZM140 162V161H139ZM146 162V161H145ZM150 162V161H149ZM160 162V161H159ZM168 162V163H169ZM179 162H181V161H179ZM178 162V164H180ZM183 162V161H182ZM187 162V161H186ZM189 162V163H190ZM214 162H217V160L215 159V161ZM232 162H234V161H232ZM255 162V161H254ZM259 162V161H258ZM263 162V161H262ZM20 163V161L17 163V167L19 166L18 164ZM22 163H24V161L22 162ZM27 163V164H28ZM41 163V162H40ZM44 163V162H43ZM81 163V164H82ZM86 163H87V161H86ZM89 163L90 162H88L87 164L89 165ZM94 163V162H93ZM98 163V162H97ZM106 163H107V161H106ZM111 163V162H110ZM120 163V162H119ZM154 162H152L151 164H153ZM167 163V162H166ZM239 163V162H238ZM244 163V162H243ZM103 164V163H102ZM101 164V165H102ZM136 164V163H135ZM135 164H133V165H135ZM157 164V163H156ZM191 164H192V162H191ZM199 164V163H198ZM208 164V163H207ZM215 164V163H214ZM218 164H220V162L218 163ZM246 164H248V163H246ZM254 164V163H253ZM6 165V166H5ZM11 165H14V164H11ZM21 165V164H20ZM36 165V164H35ZM100 165V164H99ZM99 165L98 166H96V167H99ZM109 165V164H108ZM107 165V166H108ZM119 165V164H118ZM137 165V164H136ZM135 165V166H136ZM140 165H142V164H140ZM167 165V164H166ZM175 165V164H174ZM177 165V164H176ZM188 165V164H187ZM186 165V166H187ZM195 165V164H194ZM197 165V164H196ZM217 165V164H216ZM216 165H214V166H216ZM231 165V164H230ZM243 165H245V164H243ZM250 165H252V163L250 164ZM250 165L249 166H247V168H250ZM255 165V164H254ZM256 165H258V164H256ZM9 166H10V164H9ZM9 166H7V169H8V167ZM22 166H23V164H22ZM25 166H28V165H26V163H25ZM44 166V165H43ZM53 166V165H52ZM86 166V165H85ZM102 166H106V165H102ZM106 166V167H107ZM122 166V165H121ZM156 166V165H155ZM160 166V165H159ZM162 166V165H161ZM178 166V165H177ZM185 166V165H184ZM221 166H223V164L221 165ZM260 166V165H259ZM39 167V166H38ZM94 167V166H93ZM105 167V168H106ZM113 167V166H112ZM133 167V166H132ZM138 167V166H137ZM141 167V166H140ZM139 167V168H140ZM150 167V165L148 166V168ZM167 167H169V166H166V168ZM212 167V166H211ZM217 167H218V165H217ZM246 167V166H245ZM252 167V166H251ZM256 167V166H255ZM255 167H253L254 168V170H255ZM258 167V166H257ZM10 168V167H9ZM15 168V167H14ZM13 168V169H14ZM21 168V167H20ZM31 169H32V167H30ZM34 168V167H33ZM82 168V169H81ZM86 168V167H85ZM95 168V167H94ZM102 168V167H101ZM129 168V167H128ZM147 168V169H148ZM183 169H184V167H182ZM188 168V167H187ZM204 168V167H203ZM207 168V167H206ZM215 168V167H214ZM228 168H230V167H228ZM241 168H243V166L242 167H240L239 169H241ZM12 169V170H13ZM17 169V168H16ZM25 169V168H24ZM49 169H50V166H49ZM55 169V168H54ZM86 169H88V166H87V168ZM104 169V168H103ZM102 169V170H103ZM134 170H135V168H133ZM146 169V168H145ZM170 169V168H169ZM168 169V170H169ZM181 169V168H180ZM195 169V168H194ZM193 169V170H194ZM209 169V168H208ZM217 169V168H216ZM223 169V168H222ZM245 170L244 171H246L247 170V172L249 171V169H246V168H244ZM252 169V168H251ZM5 170V169H4ZM21 170V169H20ZM26 170V169H25ZM90 170H93L92 168H91V164H90ZM94 170H97V168L96 169H94ZM99 171H100V169H98ZM111 170V169H110ZM128 170V169H127ZM126 170V171H127ZM129 170H130V168H129ZM140 170H142V168L140 169ZM149 170V169H148ZM158 169H156L155 171H157ZM163 170V169H162ZM177 170V169H176ZM182 170V169H181ZM186 170V169H185ZM188 170V169H187ZM186 170V171H187ZM192 170V169H191ZM211 170H214V169H211ZM220 171H221V169H219ZM228 170H230V169H228ZM1 171V170H0ZM29 171H31V170H29ZM34 171H35V169H34ZM44 171V170H43ZM47 171V170H46ZM81 171V172H80ZM105 171V170H104ZM108 171H109V169H108ZM121 171V170H120ZM132 171V170H131ZM144 171V170H143ZM147 171V170H146ZM152 171V170H151ZM150 171V172H151ZM160 171V170H159ZM164 171V170H163ZM198 171V170H197ZM216 171H218V170H216ZM7 172V171H6ZM9 172V171H8ZM17 173H18V171H16ZM21 172H23V170L21 171ZM32 172H33V170H32ZM37 172V171H36ZM80 172V173H79ZM91 171H89V173H90ZM102 172V171H101ZM109 172H111V171H109ZM117 172V171H116ZM119 172V171H118ZM127 172H129V171H127ZM136 172V171H135ZM134 172V173H135ZM171 172V171H170ZM175 172V171H174ZM196 172V171H195ZM199 172V171H198ZM197 172V173H198ZM205 172V171H204ZM213 172V171H212ZM212 172H208V175H209V173H212ZM214 172H215V170H214ZM223 172L224 171H222V174H223ZM226 172V171H225ZM241 171H239V173H240ZM20 173V172H19ZM18 173V174H19ZM33 173H35V172H33ZM42 173V172H41ZM46 173V172H45ZM52 173H54V172H52ZM83 173V172H82ZM84 173H85V171H84ZM89 173H85V174H89ZM100 173V172H99ZM104 173V172H103ZM108 173V172H107ZM130 173V172H129ZM138 172H136V174H137ZM147 173H149V172H147ZM147 173H146V175H144V176H147ZM151 173H153V172H151ZM161 173V172H160ZM165 173V172H164ZM173 173V172H172ZM178 173H180L179 172V169H178ZM183 173V172H182ZM207 173V172H206ZM218 173V172H217ZM242 173H244L243 171H242ZM253 173V172H252ZM255 173V172H254ZM11 174V173H10ZM13 174H14V172H13ZM16 174V173H15ZM31 174V173H30ZM91 174H92V172H91ZM97 174V173H96ZM114 174V173H113ZM131 174V173H130ZM142 174V173H141ZM187 174H189V173H187ZM193 174V173H192ZM205 174V173H204ZM215 174H216V172H215ZM244 174H246V172L244 173ZM6 175V174H5ZM9 175V174H8ZM22 175V174H21ZM37 175V174H36ZM57 175V176H56ZM93 175V174H92ZM91 175V176H92ZM101 175V174H100ZM103 175V174H102ZM153 175V174H152ZM170 175V174H169ZM176 175V174H175ZM182 175V174H181ZM195 175H197V174H195ZM194 175V176H195ZM201 175V174H200ZM207 175V174H206ZM225 175V174H224ZM236 175V174H235ZM250 175H252V174H250ZM2 175H0V178H2L1 177ZM28 176L29 177H31V175H29L28 174ZM27 176V177H28ZM49 176H50V174H49ZM52 176V175H51ZM81 176H83V175H81ZM90 176V177H91ZM95 176V178H96V175H94ZM108 176V175H107ZM114 176V175H113ZM112 176V177H113ZM126 176V175H125ZM128 176V175H127ZM126 176V177H127ZM133 176H135V174L133 175ZM137 176V175H136ZM142 176H143V174H142ZM148 176H149V174H148ZM160 176V175H159ZM193 176V177H194ZM214 177H215V175H213ZM237 176V175H236ZM253 176V175H252ZM12 177V176H11ZM53 177V176H52ZM77 177V176H76ZM85 177V176H84ZM84 177L83 178H80V180H77V182L78 181H80L81 182V179H83L82 180V182H84ZM87 177V176H86ZM99 177V176H98ZM103 176H101V178H102ZM124 177V176H123ZM130 177L131 176H129V179H130ZM139 177V176H138ZM141 177V176H140ZM163 177H165V176H163ZM172 177V176H171ZM173 177H174V175H173ZM196 177V176H195ZM194 177V178H195ZM198 177V176H197ZM202 177V176H201ZM220 177V176H219ZM221 177H223V175L221 176ZM220 177V178H221ZM238 177V176H237ZM247 177V176H246ZM249 177V176H248ZM251 177V176H250ZM5 178V177H4ZM7 178V177H6ZM33 178H34V176H33ZM46 178V177H45ZM88 178H89V175H88ZM100 178V177H99ZM100 178V179H101ZM107 178H109V177H107ZM120 178V177H119ZM134 178V177H133ZM135 178H137V177H135ZM135 178L133 179V180H135ZM149 178V177H148ZM189 176H188V180H189ZM193 178V179H194ZM199 178V177H198ZM198 178L196 179L197 180V182H198ZM203 178V177H202ZM205 178V177H204ZM208 178H210V177H208ZM207 178V179H208ZM224 178V177H223ZM239 178H240V176H239ZM239 178H237V179H239ZM244 178V177H243ZM3 179V178H2ZM2 179H0V180H2ZM15 179V178H14ZM19 179V178H18ZM27 179V178H26ZM25 179V180H26ZM77 179V178H76ZM75 179V180H76ZM89 179H91V178H89ZM99 179V180H100ZM111 179V178H110ZM109 179V180H110ZM139 179V178H138ZM143 179H144V177H143ZM156 179V178H155ZM166 179H168V178H166ZM175 179V178H174ZM182 179V178H181ZM185 179V178H184ZM212 179V178H211ZM225 179V178H224ZM229 179V178H228ZM252 179V178H251ZM8 180V179H7ZM6 180V181H7ZM10 180V179H9ZM21 180H23V179H21ZM30 180H32V179H30ZM29 180V181H30ZM44 181H47V180H45V179H43ZM42 180V181H43ZM85 180H87V179H85ZM120 180L122 181L123 179H121L120 178ZM125 180V179H124ZM164 180V179H163ZM170 180V179H169ZM168 180V181H169ZM173 180V179H172ZM171 180V181H172ZM178 180H179V177H178ZM200 180V179H199ZM206 180V179H205ZM213 180V179H212ZM217 180V179H216ZM215 180V181H216ZM250 180V179H249ZM16 181H18V180H16ZM91 181V180H90ZM121 181H120V183H121ZM128 181V180H127ZM130 181H132V180H130ZM156 181L158 182V180L156 179ZM167 181V180H166ZM183 181V180H182ZM191 181V180H190ZM195 181V180H194ZM203 181V180H202ZM224 181V180H223ZM233 181H234V177H233ZM235 181H236V178H235ZM244 181V180H243ZM5 182V181H4ZM1 183V181H0V184H4L5 185V183ZM50 182V181H49ZM76 182V181H75ZM80 182H78V184L80 183ZM81 182V183H82ZM87 182V181H86ZM101 182V181H100ZM116 182V181H115ZM118 182H119V180H118ZM118 182H117V184H118ZM129 182V181H128ZM139 182H140V180H139ZM138 182V183H139ZM142 182V181H141ZM147 182V181H146ZM152 182V181H151ZM150 182V183H151ZM173 182V181H172ZM171 182V183H172ZM177 182V181H176ZM200 182H201V180H200ZM200 182H198V183H200ZM229 182V181H228ZM241 182V181H240ZM246 182V181H245ZM34 183H35V181H34ZM48 183V182H47ZM54 183V182H53ZM70 183V184H69ZM72 183V184H71ZM134 183V182H133ZM135 183H137V182H135ZM142 183H144V182H142ZM154 183H156V182H154ZM164 183V182H163ZM166 183V182H165ZM167 183H169V182H167ZM182 183H184V181L182 182ZM194 183V182H193ZM198 183L196 184V186H195V188L193 189V191H198V190H196V187L198 188L199 187V185H198ZM212 183V182H211ZM215 183V182H214ZM213 183V184H214ZM217 183H218V181H217ZM84 184V183H83ZM86 184V183H85ZM87 184H91V186H93V183H87ZM100 183H98V185H99ZM116 184V183H115ZM161 184V183H160ZM170 184V183H169ZM195 184V183H194ZM205 184V183H204ZM203 184V185H204ZM207 185H208V183H206ZM225 184V183H224ZM228 183H226V185H227ZM245 184V183H244ZM3 185V187H6L7 185H5L4 186ZM96 185V184H95ZM94 185V186H95ZM126 185H127V183H126ZM152 185V184H151ZM150 185V186H151ZM162 185V184H161ZM193 185V184H192ZM201 185V184H200ZM215 185V184H214ZM213 185V186H214ZM239 185V184H238ZM74 186H76V185H74ZM82 186V185H81ZM90 186V185H89ZM90 186V187H91ZM115 188L117 187V185L115 186V185H113ZM121 186H122V184L121 185H119V187L121 188ZM129 186V185H128ZM134 186V185H133ZM136 186V185H135ZM141 186V185H140ZM148 186V185H147ZM184 186V185H183ZM194 186V185H193ZM202 186V185H201ZM212 186V187H213ZM220 186V185H219ZM224 186V185H223ZM230 186H231V184H230ZM2 187V188H3ZM77 187V186H76ZM96 187V186H95ZM125 187V186H124ZM145 187V186H144ZM152 187V186H151ZM154 187V186H153ZM160 187V186H159ZM168 187V186H167ZM187 187H189V186H187ZM186 187V188H187ZM192 186H190V188H191ZM204 187H206V186H204ZM209 187V186H208ZM216 187V186H215ZM222 187V186H221ZM227 188L229 187V185L228 186H226ZM9 188V187H8ZM52 188V187H51ZM79 188L80 189H78V187H77V192H76V195H78V193L81 191V187H80V185H79ZM87 189H88V187H86ZM138 188H140V187H138ZM138 188L136 189V190H138ZM143 188V187H142ZM146 188V190H147V187H145ZM170 188V187H169ZM224 188H225V186H224ZM119 189V188H118ZM125 189H126V187H125ZM156 189H157V187H156ZM172 189V188H171ZM188 189V188H187ZM201 189V188H200ZM220 189V188H219ZM218 189V190H219ZM223 189V188H222ZM72 190H70V192H68L67 194H70L71 195V191ZM82 190H84V188L82 187ZM117 190V189H116ZM120 190V189H119ZM130 190V189H129ZM145 190V189H144ZM149 190V189H148ZM148 190H147V192H148ZM170 190V189H169ZM205 190V189H204ZM209 190V189H208ZM215 190H217L216 188H215ZM64 191V190H63ZM62 191V192H63ZM79 191V192H78ZM89 191V190H88ZM95 191H97V190H95ZM140 191H141V189H140ZM139 191V192H140ZM154 191V190H153ZM160 191V190H159ZM203 191V190H202ZM222 191V190H221ZM221 191H220V193H221ZM61 192V193H62ZM67 191H64L63 192V194H65ZM73 192V191H72ZM75 192L74 193H72V198H70V199H74L73 198V196L75 195ZM81 192H83V191H81ZM85 192H87V190L86 191H84V193L83 194H85ZM132 192H136V191H132ZM138 192V193H139ZM142 192H144V191H142ZM147 192H145L146 194H147ZM151 192V191H150ZM211 192V191H210ZM225 192V191H224ZM58 193H59V191H58ZM114 193H115V191H114ZM119 192L117 191V194H118ZM152 193V192H151ZM168 193V192H167ZM166 193V194H167ZM185 193V192H184ZM191 193V192H190ZM189 193V194H190ZM193 193V192H192ZM203 193V192H202ZM206 193H208V192H206ZM62 194V195H63ZM87 194V193H86ZM90 194V193H89ZM92 194V193H91ZM111 194H112V190H111ZM110 194V195H111ZM117 194H115V195H117ZM159 193H157V195H158ZM165 194V195H166ZM177 194V193H176ZM213 195L215 194V193H212ZM212 194H210V196H212V197H214ZM60 194H58V196H59ZM69 195V196H70ZM80 195V194H79ZM100 195V194H99ZM124 195V194H123ZM132 194H130V196H131ZM140 195V194H139ZM138 195V196H139ZM143 195V194H142ZM172 195H173V193H172ZM185 195H187L186 193L183 195V196H185ZM197 195H198V193H197ZM35 196V195H34ZM61 196V195H60ZM65 196H67V197H69L68 195H65ZM87 196V195H86ZM128 196H129V194H128ZM134 196V195H133ZM141 196V195H140ZM153 197H155L154 195H152ZM191 196H193V194H191ZM194 196H195V194H194ZM217 196H218V194H217ZM32 197V196H31ZM80 197V196H79ZM79 197H78V199H79ZM88 197H89V195H88ZM87 197V198H88ZM108 197H109V195H108ZM113 197H114V195H113ZM117 197V196H116ZM127 197V196H126ZM142 197V196H141ZM152 197V198H153ZM157 197V196H156ZM188 197V196H187ZM186 197V198H187ZM201 197V196H200ZM34 198V197H33ZM60 198V197H59ZM63 198H64V195H63ZM66 198V197H65ZM81 198V197H80ZM85 198V197H84ZM110 198V197H109ZM121 198V197H120ZM119 198V199H120ZM124 198V197H123ZM130 198H132V197H130ZM140 198V197H139ZM143 198V197H142ZM141 198V199H142ZM146 198H148L149 199V197H146ZM163 198V197H162ZM166 198V197H165ZM170 198V197H169ZM185 198V197H184ZM189 198L190 197H188V200H189ZM192 198H194V197H192ZM206 198V197H205ZM204 198V200H205V202H206V199ZM209 198V197H208ZM32 199V198H31ZM77 199V198H76ZM75 199V200H76ZM95 199V198H94ZM99 199V198H98ZM108 199V198H107ZM112 199H114V198H112ZM122 199V198H121ZM125 199V198H124ZM133 199H135V198H133ZM183 199V198H182ZM197 199V198H196ZM35 200V199H34ZM43 200V199H42ZM61 200V199H60ZM59 200V201H60ZM68 200V199H67ZM81 200V199H80ZM86 200V199H85ZM135 200H137V199H135ZM134 200V201H135ZM146 200V199H145ZM144 200V201H145ZM151 200V199H150ZM171 200H172V198H171ZM180 200H181V198H180ZM187 200V199H186ZM190 200H193V199H190ZM202 200V199H201ZM204 200H202L203 202H204ZM208 200V199H207ZM210 200H211V197H210ZM209 200V201H210ZM32 201V200H31ZM53 201V200H52ZM66 201V200H65ZM83 201V200H82ZM104 201V200H103ZM114 201V200H113ZM119 201V200H118ZM133 201V200H132ZM139 201V200H138ZM173 201H174V199H173ZM198 201V200H197ZM201 201V202H202ZM216 201L217 200H215V201H213V202H215L216 203ZM222 201H224L223 199H222ZM222 201H220V202H222ZM226 201V200H225ZM39 202H41V201H39ZM85 202V201H84ZM91 202V201H90ZM96 202H97V200H96ZM106 202V201H105ZM110 202V201H109ZM109 202H108V204H109ZM130 203H131V201H129ZM128 201H127V204L129 203ZM142 202H143V200H142ZM150 202V201H149ZM177 202V201H176ZM175 202V203H176ZM182 202V201H181ZM193 202H195V201H193ZM201 202H199V203H201ZM205 202H204V206H205ZM228 202V201H227ZM35 203V202H34ZM55 203V202H54ZM65 203V202H64ZM68 203V202H67ZM72 203V202H71ZM71 203H70V205H71ZM76 203V202H75ZM107 203V202H106ZM105 203V204H106ZM112 203V202H111ZM118 203V202H117ZM122 203L124 204V202L122 201ZM133 203V202H132ZM174 203V202H173ZM212 203V202H211ZM210 203V204H211ZM214 203V204H215ZM52 204H53V202H52ZM74 204V203H73ZM82 204V203H81ZM101 204V206H105V208H106V205L105 204H103V203H100ZM103 204V205H102ZM114 204V203H113ZM116 204V203H115ZM114 204V205H115ZM119 204V203H118ZM134 204V203H133ZM151 204V203H150ZM153 204V203H152ZM188 204V203H187ZM192 204V203H191ZM209 204V203H208ZM220 204V203H219ZM224 204V203H223ZM233 204V203H232ZM47 205H48V203H47ZM59 204L57 203V206H58ZM64 205V204H63ZM68 205V204H67ZM95 205V204H94ZM109 205H111V204H109ZM117 205V204H116ZM115 205V206H116ZM131 205V204H130ZM137 205V204H136ZM145 205H147V204H145ZM167 205H170V203L169 204H167ZM172 205V204H171ZM174 205V204H173ZM172 205V206H173ZM194 205H195V203H194ZM213 205V204H212ZM225 205V204H224ZM227 205H228V203H227ZM36 206V205H35ZM37 206H39V205H37ZM83 206V205H82ZM87 206V205H86ZM98 207L100 206V205H97ZM100 206V207H101ZM119 206H121V205H119ZM139 206V205H138ZM175 206V205H174ZM190 205L188 204V206L187 207H189ZM199 206H202V205H199ZM207 206V205H206ZM40 208H42L41 207V205L39 206ZM73 207H74V205H73ZM78 207L79 206H77L76 208L78 209ZM89 207V206H88ZM88 207H87V209H88ZM96 207V206H95ZM94 207V208H95ZM108 207H110V206H108ZM126 207V206H125ZM135 207H137V206H135ZM134 207V208H135ZM151 207V206H150ZM169 207V206H168ZM167 207V208H168ZM186 207V206H185ZM198 207V206H197ZM208 207V206H207ZM219 207V206H218ZM39 208V209H40ZM49 208H51V207H49ZM93 208V207H92ZM104 208V209H105ZM114 208V207H113ZM117 208V207H116ZM120 208V207H119ZM123 208V207H122ZM128 209H131L130 208V206H128L127 207ZM133 208V207H132ZM133 208V209H134ZM169 208H171V206L169 207ZM193 208V207H192ZM208 208H210L211 209V206L210 207H208ZM223 208V207H222ZM228 208V207H227ZM95 209H97V207L95 208ZM124 209V208H123ZM122 209V210H123ZM126 209V208H125ZM124 209V210H125ZM137 209V208H136ZM166 209V208H165ZM175 209H177L176 207H175ZM180 209H181V207H180ZM189 210H190V208H188ZM195 209V208H194ZM194 209H193V211H194ZM199 209V208H198ZM223 209H226V208H223ZM230 209H231V207H230ZM230 209H228V210H230ZM41 210H44V209H41ZM45 210H46V208H45ZM49 210V209H48ZM51 210V209H50ZM49 210V211H50ZM90 210V209H89ZM93 210V209H92ZM102 210V209H101ZM101 210H97V213H98V211H100V213H99V215H102V213H101ZM106 210V209H105ZM114 210V209H113ZM112 210V211H113ZM116 210V209H115ZM118 210V209H117ZM150 210V209H149ZM155 210V209H154ZM167 210V209H166ZM186 210H187V208H186ZM189 210H188V213H189ZM195 210H197V209H195ZM200 210V209H199ZM204 209H202V211H203ZM207 210V209H206ZM212 210H214V208L212 209ZM73 212L74 211H76V210H72ZM80 211H82V209L80 210ZM79 211V212H80ZM121 211V210H120ZM120 211H119V213H120ZM125 211H127V210H125ZM142 211V210H141ZM151 211V210H150ZM170 210H168L167 212H169ZM174 210L172 209V211L171 212H173ZM177 211H178V209H177ZM44 212V211H43ZM72 212V213H73ZM93 212V211H92ZM91 212V213H92ZM103 213L105 212V211H102ZM133 212V211H132ZM135 212V211H134ZM133 212V213H134ZM153 212V211H152ZM155 212H157L156 210H155ZM163 212V211H162ZM176 212V211H175ZM178 212H180V211H178ZM185 212V211H184ZM195 212V211H194ZM198 212H200V211H198ZM204 213H205V210L203 211ZM209 212H211V211H209ZM213 212V211H212ZM230 212V211H229ZM45 213V212H44ZM46 213H49L48 211L46 212ZM45 213V214H46ZM82 213V212H81ZM106 213V212H105ZM112 213H115V211L114 212H112ZM112 213H110V214H112ZM124 213V212H123ZM123 213H121V214H123ZM151 213V212H150ZM161 213V212H160ZM177 213V212H176ZM193 213V212H192ZM202 213V212H201ZM203 213V214H204ZM218 213H219V211H218ZM224 213H225V211H224ZM232 213V212H231ZM230 213V214H231ZM73 214H75V213H73ZM77 214H79V213H77ZM96 214V213H95ZM153 214H154V212H153ZM157 214V213H156ZM170 214V213H169ZM185 214V213H184ZM194 214V213H193ZM199 214V213H198ZM197 214V215H198ZM210 214V213H209ZM220 214V213H219ZM223 214V213H222ZM47 215H49V214H47ZM70 215H71V213H70ZM82 215V214H81ZM89 215H90V213H89ZM104 215V214H103ZM103 215H102V217H103ZM107 215V214H106ZM108 215H109V213H108ZM107 215V216H108ZM116 215H117V212H116ZM119 215V214H118ZM132 215V214H131ZM131 215H129V216H131ZM143 215V214H142ZM144 215H145V213H144ZM162 215V214H161ZM207 215V214H206ZM221 215V214H220ZM220 215H218V217L220 216ZM231 215H233V214H231ZM95 216V215H94ZM93 216V217H94ZM107 216H104L105 218L107 217ZM128 216V217H129ZM138 216H139V214H138ZM148 216V215H147ZM167 216V215H166ZM174 216V215H173ZM176 217H177V215H175ZM180 216V215H179ZM187 216V215H186ZM189 216V215H188ZM194 216V215H193ZM216 216V215H215ZM223 216V215H222ZM226 216H227V214H226ZM85 217H87V215H85ZM90 217H92L91 215H90ZM101 216H100V220L102 221V220H105V219H101L102 218ZM113 217V216H112ZM115 217H117V216H115ZM119 217V216H118ZM122 217V216H121ZM124 217V216H123ZM122 217V218H123ZM133 217V216H132ZM142 217V216H141ZM151 217H152V215L150 214V216H149V218L151 219ZM165 217V216H164ZM198 217V216H197ZM201 217H202V215H201ZM204 217V216H203ZM213 216H211V218H212ZM218 217H216L217 219H218ZM82 218V217H81ZM94 218H96V221H97V219H98V217H94ZM127 218V217H126ZM131 218V217H130ZM160 218V217H159ZM171 218V217H170ZM173 218V217H172ZM175 218V217H174ZM182 218V217H181ZM184 218H185V216H184ZM208 218V217H207ZM220 218H221V216H220ZM223 218V217H222ZM233 218V217H232ZM86 220H88L87 218H85ZM92 219V218H91ZM91 219H89L90 221H91ZM107 220L108 219H110L109 217H107L106 218ZM119 219H120V217H119ZM129 218H127V220H128ZM133 219H135V218H133ZM139 219V218H138ZM144 219V218H143ZM142 219V220H143ZM167 219V218H166ZM169 219V218H168ZM178 219V218H177ZM197 219V218H196ZM214 219H215V217H214ZM227 219H229L228 217H227ZM73 220V219H72ZM82 220V219H81ZM88 220V222H90ZM93 220V219H92ZM99 220V219H98ZM126 220V221H127ZM154 220V219H153ZM158 220V219H157ZM164 220H165V218H164ZM194 220V219H193ZM198 220V219H197ZM201 220H203L202 218H201ZM206 220L207 219H205V222H206ZM212 220V219H211ZM236 220V219H235ZM83 221H85V220H83ZM83 221H81V222H83ZM96 221L94 222V223H96ZM118 221V220H117ZM120 221V220H119ZM118 221V222H119ZM141 221V220H140ZM139 221V222H140ZM149 221V220H148ZM155 221V220H154ZM159 221V220H158ZM174 221V220H173ZM184 221V220H183ZM186 221V220H185ZM200 221V220H199ZM209 221V220H208ZM215 221H216V219H215ZM223 221L224 220H222V223H223ZM228 221H230V220H228ZM71 222V221H70ZM93 222V221H92ZM111 222V221H110ZM110 222H108V224L110 223ZM112 222H113V220H112ZM160 222H162V221H160ZM168 222V221H167ZM170 222V221H169ZM176 222V224H177V222L178 221H175ZM175 222H174V224H175ZM220 222V221H219ZM218 222V223H219ZM226 222V221H225ZM224 222V223H225ZM233 222V221H232ZM238 222V221H237ZM72 223H74V222H71L70 224H72ZM98 223H100V221H98ZM97 223V224H98ZM104 223V222H103ZM121 223V222H120ZM128 223H129V221H128ZM132 223V222H131ZM138 223V222H137ZM136 223V224H137ZM147 223V222H146ZM151 223H154V222H152L151 221ZM187 223V222H186ZM196 223H197V221H196ZM210 223V222H209ZM208 223V224H209ZM217 223V222H216ZM215 223V224H216ZM230 223V222H229ZM67 224V223H66ZM65 224V225H66ZM82 224H84V223H82ZM97 224H95V226L97 225ZM114 224V223H113ZM126 224V223H125ZM142 224V223H141ZM158 225H159V223H157ZM169 224V223H168ZM175 224V225H176ZM212 224V223H211ZM233 224V223H232ZM64 225V226H65ZM68 225H69V223H68ZM80 225H81V223H80ZM85 225V224H84ZM86 225H89V224H86ZM99 225V224H98ZM102 225H104V224H102ZM107 225V224H106ZM112 225V224H111ZM134 225V224H133ZM140 225V224H139ZM171 225H172V223H171ZM174 225V226H175ZM184 225V224H183ZM189 225V224H188ZM192 225V224H191ZM206 225V224H205ZM218 225H221V223H219ZM227 225V224H226ZM73 227H74V224L72 225ZM146 226H148V225H146ZM160 226H162L163 227V225H162V223H161V225ZM166 226H167V224H166ZM61 227V226H60ZM63 227V226H62ZM67 227V226H66ZM69 227V226H68ZM71 227V226H70ZM73 227H71L72 229H73ZM81 227V226H80ZM86 226H84V228H85ZM97 227V226H96ZM98 227H102V229H103V226H101V224L98 226ZM107 227V226H106ZM114 227V226H113ZM128 227H130V226H128ZM132 227V226H131ZM136 227V226H135ZM134 227V228H135ZM150 227V226H149ZM154 227V226H153ZM165 227V226H164ZM189 227V226H188ZM192 227V226H191ZM197 227V226H196ZM201 228H202V226H200ZM204 228L206 227V226H203ZM95 228V227H94ZM115 228V227H114ZM113 228V229H114ZM127 228V227H126ZM139 228V227H138ZM142 228H144V227H142ZM141 228V229H142ZM147 228V227H146ZM160 228V227H159ZM168 228H171V226L169 225V227ZM183 228H184V226H183ZM194 228V227H193ZM225 228H226V226H225ZM224 228V229H225ZM63 229H64V227H63ZM80 229V228H79ZM82 229L83 228H81L80 229V231H82ZM87 229H88V227H87ZM87 229H86V231H87ZM89 229H90V227H89ZM105 229V228H104ZM108 229L111 231V229L108 227ZM124 229V228H123ZM157 229V228H156ZM166 229V228H165ZM178 229V228H177ZM189 229V228H188ZM192 229V228H191ZM196 229V228H195ZM199 229V228H198ZM212 229V228H211ZM223 229V228H222ZM61 230V229H60ZM78 230V229H77ZM85 230V229H84ZM93 230H97V228L96 229H93ZM118 230V229H117ZM122 230V229H121ZM120 230V231H121ZM130 230V229H129ZM136 230V229H135ZM143 230V229H142ZM150 230V229H149ZM164 230V229H163ZM172 230V229H171ZM176 230V229H175ZM183 230V229H182ZM194 230V229H193ZM202 230V229H201ZM207 230V229H206ZM215 231H216V229H214ZM221 230V229H220ZM67 231V230H66ZM68 231H69V229H68ZM79 231V230H78ZM100 231H101V229H100ZM105 231V230H104ZM113 231V230H112ZM111 231V232H112ZM151 231V230H150ZM153 232H154V230H152ZM157 231H158V229H157ZM190 231V230H189ZM188 231V232H189ZM197 231V230H196ZM200 231V230H199ZM225 231V230H224ZM91 231H89V233H90ZM103 232V231H102ZM110 232V233H111ZM128 232V231H127ZM139 232V231H138ZM141 232V231H140ZM139 232V233H140ZM156 232V231H155ZM170 232V231H169ZM186 232V231H185ZM194 232V231H193ZM192 232V233H193ZM212 232H214V231H212ZM220 232V231H219ZM60 233V232H59ZM79 233V232H78ZM82 233V232H81ZM80 233V234H81ZM106 233V232H105ZM107 233H108V230H107ZM107 233H106V235H104V237L106 236L107 237ZM119 233H121V232H119ZM122 233H123V230H122ZM143 233V232H142ZM147 233V232H146ZM157 233V232H156ZM155 233V234H156ZM159 233H160V231H159ZM162 233H163V231H162ZM179 233V232H178ZM199 233V232H198ZM215 233V232H214ZM217 233H218V231H217ZM225 233V232H224ZM227 233V232H226ZM79 234V235H80ZM86 234V233H85ZM95 234V233H94ZM96 234H97V231H96ZM95 234V235H96ZM129 234H131L130 232H129ZM137 234V233H136ZM154 234V233H153ZM167 234H168V232H167ZM180 235H182L181 234V232L179 233ZM216 234V233H215ZM214 234V235H215ZM61 235H63V233L61 234ZM84 235V234H83ZM83 235L81 236L80 235V237H81V239H82V237H83ZM94 235V236H95ZM98 235V234H97ZM102 235V234H101ZM100 235V236H101ZM158 234H156L155 236L156 237H158L159 238V236H157ZM161 235V234H160ZM177 235V234H176ZM196 235H197V233H196ZM195 235V236H196ZM213 235V234H212ZM219 235V234H218ZM217 235V236H218ZM232 235V234H231ZM239 235V234H238ZM241 235V234H240ZM71 236V235H70ZM78 236V235H77ZM90 236V235H89ZM108 236H109V234H108ZM126 236V235H125ZM124 236V237H125ZM136 236V235H135ZM137 236H138V234H137ZM150 236V235H149ZM162 236V235H161ZM184 236H186L185 234H184ZM194 236V237H195ZM202 236V235H201ZM209 236V235H208ZM235 236V235H234ZM251 236V235H250ZM66 237V236H65ZM76 237V236H75ZM80 237L78 238V237H76V238H78L77 240H80ZM92 237H93V234H92ZM99 237V236H98ZM103 237V238H104ZM112 236H110V238H111ZM145 237H146V235H145ZM144 237V238H145ZM152 237V241H154L153 239H154V236H151ZM163 237V236H162ZM178 237V236H177ZM187 237V236H186ZM200 237V236H199ZM202 237H204V236H202ZM213 237V236H212ZM227 237H229V236H227ZM239 237V236H238ZM100 239H103L102 237H99ZM125 238H127V237H125ZM124 238V239H125ZM137 238V237H136ZM143 238V239H144ZM147 238H149V237H147ZM164 238V237H163ZM179 238L180 237H178V239L175 237H173V239H172V244H174V247L175 246H177V241H176V239L178 240V242L179 241H181V240H183V239H181V238H184L183 237V235L181 236V238H180V240H179ZM205 238H207V237H205ZM244 238V237H243ZM71 239V238H70ZM72 239H74V238H72ZM71 239V240H72ZM83 239H84V237H83ZM98 239V238H97ZM107 239H109L108 237H107ZM150 239V238H149ZM187 239V238H186ZM193 239V238H192ZM199 239H201V238H199ZM203 239V238H202ZM201 239V240H202ZM208 239V238H207ZM206 239V240H207ZM212 239V238H211ZM210 239V240H211ZM218 239L220 240V238L218 237ZM223 239V238H222ZM228 239H230V238H228ZM245 239V238H244ZM249 239V238H248ZM76 239H75V241L76 242H78ZM87 240H89V239H87ZM103 240H105V239H103ZM116 240V239H115ZM118 240V239H117ZM131 240H133L132 239V237H131V239L130 240H128L129 242L131 241ZM164 240V239H163ZM191 240V239H190ZM205 240V241H206ZM226 240V239H225ZM235 240V239H234ZM233 240V241H234ZM72 241H74V240H72ZM86 241V240H85ZM96 241V240H95ZM99 240H97L96 241V243L98 242ZM134 241H136V239L134 240ZM138 241H141V240H139L138 239ZM143 241H145V240H143ZM155 241H156V239H155ZM154 241V242H155ZM158 241H160V239L158 240ZM166 241V240H165ZM168 241V240H167ZM174 241H176L175 243H174ZM197 241V240H196ZM200 241V240H199ZM205 241H203V243L205 242ZM215 241H217V240H215ZM237 241V240H236ZM239 242H240V240H238ZM2 239H1V237H0V248H2ZM75 242V243H76ZM81 242H82V240H81ZM133 242V241H132ZM147 242H149V240L147 241ZM146 242V244L148 245L147 247H149V245L150 244H148ZM154 242H152V243H154ZM185 242V241H184ZM195 242V241H194ZM193 242V243H194ZM209 242V241H208ZM225 242H227V241H225ZM238 242V243H239ZM80 243V242H79ZM79 243H76L77 244V246H75V247H78L79 245ZM83 243V242H82ZM99 243H100V241H99ZM113 243V242H112ZM120 243H121V241H120ZM119 243V244H120ZM131 243V242H130ZM135 243V245L138 247V246H140L139 245V243H136V242H134ZM134 243H132L133 244V247L132 248H136L135 247V245H134ZM140 243H143V242H140ZM151 243V242H150ZM156 243H157V241H156ZM155 243V244H156ZM170 243H171V241H170ZM181 243H182V241H181ZM206 243V242H205ZM210 243V242H209ZM209 243H207V244H209ZM221 243V242H220ZM229 243V242H228ZM237 243V244H238ZM241 243V242H240ZM243 243V242H242ZM75 244V245H76ZM98 244V243H97ZM126 244V243H125ZM145 244V245H146ZM168 244V243H167ZM171 244V245H172ZM179 244V243H178ZM211 244H212V242H211ZM216 244H217V242H216ZM223 244V243H222ZM233 244V243H232ZM231 244V245H232ZM82 245V244H81ZM90 245V244H89ZM92 245V244H91ZM95 245V248H97L96 246V244H94ZM93 245V246H94ZM100 245V244H99ZM102 245V244H101ZM106 244H104V246H105ZM142 245H144V244H142ZM157 245V244H156ZM163 245V244H162ZM161 245V246H162ZM170 245V246H171ZM195 245H196V243H195ZM200 245V244H199ZM202 245V244H201ZM204 245V244H203ZM202 245V246H203ZM213 245H215V244H213ZM226 244H224V246H225ZM230 245V247H229V244H228V246L225 248L224 247V249L225 250H222L223 251V254H221V255H223L222 257H221V259H217V258H220V257H217L216 259L218 260V261H216V262H212L213 260H216V259H212V258H210V257H208V258H210V259H212V260H210L211 261V263H213V264H226V261L227 260H229V259H232V258H235L236 256L238 257L239 256V254L237 255L236 254V248H235V246L234 247H232ZM103 246V248H105ZM116 246V245H115ZM122 246V245H121ZM130 246V245H129ZM128 246V247H129ZM153 246H154V244H153ZM160 246V243H159V247H161ZM169 246V245H168ZM173 246V245H172ZM183 246V245H182ZM194 246V245H193ZM210 246V245H209ZM220 246V245H219ZM238 246V245H237ZM236 246V247H237ZM242 246V245H241ZM4 247V246H3ZM127 247V248H128ZM166 247V246H165ZM165 247H163V251H164V248ZM184 247H185V245H184ZM189 247V246H188ZM192 247V246H191ZM205 247H206V245H205ZM212 247H215V246H211L210 248H212ZM80 248H81V246H80ZM85 248H87V247H85ZM106 248H107V246H106ZM109 248V247H108ZM130 248H131V246H130ZM131 248V249H132ZM141 248H142V246H141ZM187 248V247H186ZM200 248H201V246H200ZM238 248V247H237ZM241 247H239V249H240ZM5 249V248H4ZM4 249H3V251H4ZM77 249H79V248H77ZM84 248H82L81 250H83ZM88 249V248H87ZM91 249H93V247H91ZM98 249V248H97ZM101 249H102V246H101ZM100 249V250H101ZM122 249H123V247H122ZM136 249H138V248H136ZM135 249V250H136ZM143 249H144V246H143ZM142 249V250H143ZM149 249H151V248H149ZM148 248H147V250H148V252L149 251H151V250H149ZM152 249H155V248H153L152 247ZM166 249V248H165ZM178 249V248H177ZM176 249V250H177ZM202 250L204 249V248H201ZM200 249V250H201ZM209 249V248H208ZM80 250V251H81ZM89 250H90V248H89ZM89 250H88V252H89ZM127 250H129V249H127ZM141 250V249H140ZM172 250V249H171ZM183 250H185V249H183ZM187 250V249H186ZM185 250V251H186ZM192 250V249H191ZM219 250V249H218ZM10 251V250H9ZM9 251H6V252H9ZM85 251V250H84ZM93 252L95 251V250H92ZM91 251V252H92ZM97 251H99V249L97 250ZM108 251V250H107ZM114 251V250H113ZM119 251V250H118ZM158 251V250H157ZM170 251V250H169ZM173 251H174V249H173ZM184 251V252H185ZM205 251H207V250H205ZM217 251V250H216ZM87 252V253H88ZM101 252L103 253V251L101 250ZM106 252V251H105ZM111 253H113L112 251H110ZM116 252V251H115ZM120 252H121V249H120ZM119 252V253H120ZM137 252V251H136ZM139 252V251H138ZM154 252V251H153ZM168 252V251H167ZM179 252V251H178ZM181 252V251H180ZM208 252V251H207ZM239 252V251H238ZM80 254H82L81 252H79ZM84 253V252H83ZM100 253V252H99ZM98 253V254H99ZM101 253V254H102ZM118 253V252H117ZM122 253V252H121ZM140 253V252H139ZM159 253V252H158ZM188 253V252H187ZM202 253H203V251H202ZM217 253V252H216ZM220 253V252H219ZM218 253V254H219ZM222 253V252H221ZM5 254V253H4ZM89 254V253H88ZM96 254V253H95ZM127 254V253H126ZM144 254H145V252H144ZM161 254V253H160ZM167 254V253H166ZM170 253L168 252V255H169ZM171 254H172V252H171ZM177 254V253H176ZM175 254V255H176ZM195 254V253H194ZM205 254V253H204ZM207 254H209V253H207ZM206 254V255H207ZM6 255V254H5ZM121 255V254H120ZM128 255V254H127ZM133 255V254H132ZM134 255H135V253H134ZM151 255V254H150ZM173 255V254H172ZM181 255V254H180ZM184 255V254H183ZM193 255V254H192ZM205 255V256H206ZM212 255H214V254H212ZM82 256H84V255H82ZM98 256V255H97ZM103 256H105L104 255V253H103ZM118 256H119V254H118ZM142 256V255H141ZM140 256V257H141ZM158 256V255H157ZM160 256V255H159ZM165 256V255H164ZM170 256V255H169ZM186 256V255H185ZM195 256H196V254H195ZM204 256V255H203ZM215 256V255H214ZM213 256V257H214ZM218 256H220V254L218 255ZM87 257V256H86ZM96 257V256H95ZM126 257V256H125ZM128 257V256H127ZM137 257V256H136ZM153 257V256H152ZM168 257V256H167ZM171 257V256H170ZM183 257V256H182ZM199 257H201V256H199ZM94 258V257H93ZM139 258V257H138ZM148 258V257H147ZM145 259L147 262H148V259ZM159 258V257H158ZM157 258V259H158ZM178 258V257H177ZM186 258V257H185ZM197 259H198V256L196 257ZM96 259H98V258H96ZM114 259V258H113ZM121 259V258H120ZM119 259V260H120ZM133 259L135 260V257H133ZM132 259V260H133ZM140 259V258H139ZM138 259V260H139ZM149 259H152V258H149ZM154 259V258H153ZM152 259V260H153ZM161 259V258H160ZM159 259V260H160ZM173 259V258H172ZM176 259V258H175ZM174 259V260H175ZM192 259V258H191ZM200 259V258H199ZM198 259V260H199ZM202 259V258H201ZM88 260V259H87ZM104 260V259H103ZM108 260V259H107ZM118 260V261H119ZM159 260H158V262H159ZM161 260H163V257H162V259ZM168 260V259H167ZM176 260H178V259H176ZM207 260V259H206ZM110 261V260H109ZM123 261H125V258H124V260ZM129 261V260H128ZM135 261H137V258H136V260ZM170 261V260H169ZM185 261V260H184ZM201 261V260H200ZM199 261V262H200ZM229 261H231V260H229ZM228 261V262H229ZM92 262V261H91ZM115 262V261H114ZM117 262V261H116ZM138 262V261H137ZM142 262H144V260L142 261ZM149 262H151V260H149ZM153 262V261H152ZM156 262V261H155ZM207 262H208V260H207ZM207 262H206V264H207ZM232 262V261H231ZM236 262V261H235ZM118 263V262H117ZM132 263V262H131ZM139 263H140V261H139ZM161 263H163V262H161ZM166 263V262H165ZM190 263V262H189ZM188 263V264H189ZM197 263V262H196ZM209 263V262H208ZM233 263V262H232ZM123 264V263H122ZM134 264V263H133ZM138 264V263H137ZM149 264V263H148ZM152 264V263H151ZM154 264V263H153ZM159 264H160V262H159ZM167 264H169V263H167ZM172 264V263H171ZM181 264V263H180ZM182 264H183V262H182ZM185 264V263H184ZM187 264V263H186ZM210 264V263H209ZM228 264V263H227ZM229 264H231V263H229Z\"/></svg>",
    "mask_w": 264,
    "mask_h": 264
},
{
    "label": "built area",
    "instance_id": "2783aa9c",
    "mask_svg": "<svg viewBox=\"0 0 264 264\" xmlns=\"http://www.w3.org/2000/svg\"><path fill=\"white\" fill-rule=\"evenodd\" d=\"M252 179L236 199L241 205L239 219L245 229L253 231V238L242 245L235 264H264V160Z\"/></svg>",
    "mask_w": 264,
    "mask_h": 264
}]
</instances>
